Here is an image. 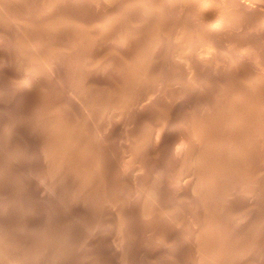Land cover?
<instances>
[{
	"label": "rangeland",
	"instance_id": "374dc122",
	"mask_svg": "<svg viewBox=\"0 0 264 264\" xmlns=\"http://www.w3.org/2000/svg\"><path fill=\"white\" fill-rule=\"evenodd\" d=\"M4 1H5V3H8L9 1H11L9 3L12 5H8V8H7L8 10H6V8H4L7 6V4L4 3ZM7 1L6 0H0V3H1L0 4V38H1L0 39V62H1L0 63V68H1L0 69V71H1L0 72V84H1L0 85V99H1V101H0V119H1L0 120V162L1 163L0 164H3L0 166V172H1L0 173V177H1L0 178V190H1L0 191L1 192L0 193V204H2V205H0V220H1L0 221V228L3 229V230L0 229V236H1L0 237V254H1L0 255V259H1L0 264H2V263L3 264H9L10 262H11L10 264H14V263L15 264H20V263L21 264L22 263L23 264H57V262L59 264H82V263L83 264H224V263L226 264L227 262L228 263L231 262V264H256V263L257 264H264V256H261V254L264 255V248L263 247L261 248V246H264V240H261L262 238L264 239V234H263L264 233V231H263L264 227L261 228L262 224L264 226V223H262L264 221V218H263L264 217V212H263V209H264V203H263L264 195L263 194L264 193H262V192H264V189H263L264 188V156H263L264 155V107H263L264 106V93H263V91H264V26L262 29V25H264V18H263V16H264V0H156V1L155 0H136L137 2L135 0H112V1L111 0L110 1L104 0V2H103V0H91V1L90 0H70V2L68 0H56V1L55 0H52V1H50V0H32V1L31 0H28V1L27 0L26 1L25 0H20V1L17 0L15 3H14L15 0H13V1L7 0ZM34 1H36V2H34ZM42 1H43V3H42ZM97 1H98V4H97ZM48 2H49V4H48ZM72 2H73V4H72ZM29 3H30L32 8L30 7ZM55 3H56V5H54ZM197 3L200 6L197 5ZM16 5H17V7H16ZM19 5H20V8H19ZM27 5H28V7H27ZM42 5L45 8H47V10L49 9L47 11V13L45 12L46 9ZM70 5H71V7H70ZM129 5H131L130 6L131 8H129ZM81 6L83 9L81 8ZM201 6L203 7V9ZM9 7H10V9H13V10L10 11ZM11 7H13V8H11ZM61 7H62V9H61ZM72 7H73V9H72ZM114 7H116V8H114ZM23 8L26 11L23 10ZM51 8H52V10H51ZM79 8H80V10H78ZM126 8H128L130 11ZM86 10H87V12H86ZM89 10H91V11H89ZM159 10H161L162 12ZM217 10H219V11H217ZM63 11L66 12V14ZM125 11H127V12H125ZM35 12H36V14H35ZM42 12L43 13L45 12V13L43 14ZM68 12H70V14ZM15 13L17 14V16ZM151 13H153L152 16H151ZM8 14H10V15H8ZM41 14H42V16H41ZM129 14H130V16H129ZM252 14H254V15H252ZM11 15H13V16H11ZM9 16H11V19ZM14 16H16V17H14ZM35 16H36V18H35ZM8 17H9V20H11L10 21L11 25L13 24V22H14V25H12V26L9 25L10 22L8 21ZM109 17H110V19H109ZM130 17H131V19H130ZM214 17H215V19H214ZM217 17H218V19H217ZM220 17H221V19H220ZM223 17H225V18L223 19ZM245 17L248 19H246ZM12 18H14V20H12ZM128 18L130 21L128 20ZM238 18H240V20ZM64 19H66V20H64ZM33 20H35V23L33 22ZM54 20H56V21H54ZM161 20H163V21H161ZM210 20H213V21H210ZM229 20L231 22L233 21V23L231 24V22ZM16 21H17V25L20 24V26L15 25ZM18 21H19V23H18ZM77 21L81 22V23H78ZM215 21L220 22L221 25H220V28L212 34L207 29H208L210 22H215ZM240 21L241 22L243 21V22L241 23ZM64 22H65V24H64ZM129 22L132 23V25H130ZM252 22H254V23H252ZM27 23H28V25H26ZM67 23H69V24H67ZM170 23H171V25H170ZM228 23L230 26L228 25ZM59 24H61V25H59ZM24 25L27 27H25ZM55 25H56V27H54ZM75 25H76V27H75ZM9 26L11 28L12 27L13 28L11 29ZM152 26H154V27H152ZM258 26H259V28H258ZM15 27H17V28H15ZM49 27H51V28H49ZM124 28H126V29H124ZM189 28H190V30H189ZM234 28H235V30H234ZM252 28H254V30H252ZM24 29H25V31H24ZM30 29L32 32L30 31ZM41 29H43V30H41ZM81 29H83V30H81ZM67 30H69V31H67ZM79 30H81V31H79ZM149 30H151V31L149 32ZM203 30L206 31L207 33L204 32ZM53 31L55 33L54 35H53ZM59 31H61V33H59ZM70 31H71V33H70ZM76 31H77V33H76ZM157 31L160 33V35ZM41 32H46V33L44 35V33H41ZM129 32H130V34H129ZM23 33H25V34H23ZM66 33H68V34H66ZM156 33H158V35ZM39 34L41 35V37L39 36ZM49 34L52 35L53 38ZM133 34H135V35H133ZM32 35H34V36H32ZM67 35H68V37H67ZM132 35H133V37H131ZM202 35H204V36H202ZM205 35H208V36H205ZM48 36H50V38ZM158 36H159V38H158ZM24 37L26 40L24 39ZM119 37H121V38L119 39ZM228 37H229V39H227ZM27 38H29L30 40ZM38 38H40L42 40H40ZM43 38H45V39H43ZM65 38H67L66 41L64 40ZM20 40L21 41L24 40V41H22V43H21ZM68 40H70V41H68ZM105 40H106V42H105ZM127 40H128V42H127ZM17 41H18V43H17ZM28 41H29V43H28ZM53 41L56 43H53ZM122 41H124V42L122 43ZM7 42H8V44H7ZM59 42H60V44H59ZM133 42H137L139 44H137V43L133 44ZM10 43L13 45H11ZM30 43L32 44L31 49L29 48V46L31 47ZM63 43H65V45ZM117 43H119V45ZM114 45H115V47H114ZM136 45H138L137 46L138 48L136 47ZM33 46H34V49H33ZM49 46L50 47L52 46V47L50 48ZM22 47H23V49H22ZM25 47H26V49H25ZM117 47L119 48L118 50H117ZM5 48H7V50ZM55 48H57V49H55ZM75 48H76V50H75ZM39 49H41V51ZM130 49H132L134 52ZM45 50H47V51H45ZM126 50H128V51H126ZM10 51H11V53H10ZM18 51H20V54ZM72 51H74V52L72 53ZM122 51H124V52H122ZM58 52L61 54H59ZM117 52L119 55L116 54ZM26 53H29V54L32 53V54H30V56L28 57L29 54H26ZM16 54H17V56H16ZM21 54L24 55L23 58L26 57V59L25 58L22 59ZM48 54L50 57L48 56ZM81 54H83L84 59H83V56ZM111 54H113V55H111ZM11 55H12V57H11ZM32 56L34 57V59ZM36 56H38L40 58H38ZM59 56H60V58L61 57L62 58L60 59ZM1 57H3V58H1ZM69 57H71L72 59ZM185 57H187V58H185ZM20 58H21V60H20ZM48 58L51 59V61H49ZM54 58H56V59H54ZM120 58H121V60H120ZM27 59H29V60H27ZM117 59H119V60H117ZM23 60H26V61H23ZM34 60H35V62H34ZM40 60H43V62ZM52 60H55V61L53 62ZM71 60H75V61H71ZM128 60H130V61H128ZM119 61H121V62H119ZM187 61H189L190 63H188ZM11 62H13V64H11ZM20 62L23 63V66H20L22 64H18ZM26 62H29V63L33 62V64L32 63L29 64ZM9 64H10V66H9ZM15 64H17V65H15ZM26 64H29V66ZM118 64H119V66H118ZM152 64H153V66H152ZM52 65H54V66H52ZM79 65L81 68L78 67ZM83 65H85V66H83ZM88 65H89V67H88ZM42 66H45V67L48 66L46 69L47 73L45 71V67L42 69ZM150 66H152L151 67L152 70L150 69ZM14 67H16V68H14ZM23 67L25 68V70H23L24 69ZM63 67L65 69L67 67L68 69L64 70ZM91 67H93V68H91ZM35 68H36V70H35ZM55 68L57 70L58 69L59 70L57 71V70H55ZM138 68H140V70ZM11 69L13 72L11 71ZM28 69H29V71L31 70L30 72L28 71L29 73L26 71ZM41 69H42V71H41ZM61 69H62V71H61ZM75 69H76V71H75ZM20 70H23L25 72L20 71ZM48 70H50L51 72L50 71L49 72L53 75H51L48 72ZM68 70L70 71L71 74L69 73ZM65 71L68 74V77L65 74ZM92 71H94V72H92ZM21 72L23 73L22 75H21ZM43 72L45 75L43 74ZM88 72L91 74H89ZM198 72H200V73H198ZM5 73H7V74L5 75ZM72 73H74V74H72ZM46 75H47V77H46ZM49 75H51V76H49ZM63 76L65 78V81H63V79H64ZM73 76H76V78L75 77L73 78ZM164 76H165V78H164ZM39 77L41 79H39ZM42 77L44 80L42 79ZM50 77L53 79H50ZM58 78H60V79L58 80ZM14 79H16L17 83H16V81H14ZM31 79L34 81H32ZM169 79H170V81H169ZM232 79L233 80L235 79L236 81L235 80L233 81ZM36 80L40 83V84L38 83L39 85L37 84ZM71 80H72V82H71ZM172 80L174 82H172ZM19 81H23V82H19ZM27 81H28V83H27ZM54 81H56V82H54ZM49 82H50V84H49ZM69 82L71 83V85H73V87L71 85H69L70 84ZM14 83H16V84H14ZM20 83H22V84H20ZM57 83H58V85H57ZM61 85H63L65 88ZM231 86L233 89L234 88L237 89L239 87L238 89H239V91L241 90L242 93L241 92L239 93L238 89L233 90L231 88ZM33 87H35V89ZM111 87H112V89H111ZM1 88L4 91L1 90ZM48 88H50V90ZM51 88H52V90H51ZM32 90H33V92H32ZM70 91L71 92L73 91V92L71 93ZM233 91L234 92L236 91V93H234ZM26 92H28V93H26ZM40 92H42V93L40 94ZM110 92L111 93L113 92V93L111 94ZM44 93H45V95H44ZM46 93H48V94L52 93V94L48 95ZM68 93H70L71 96ZM260 93H262V96ZM114 94H116V95H114ZM38 96L40 97L39 98L40 100L38 99ZM73 96H75V97L73 98ZM230 96H231V99L235 98V100H231ZM43 97H44V99H43ZM51 97L52 98L55 97L53 99L54 102L51 99ZM106 97H107V99H105ZM133 97H134V99H133ZM2 99H4V100H2ZM67 99H69V100L67 101ZM78 99H79V101H78ZM100 99L102 101H104V103ZM109 99H111V100L109 101ZM259 99H260V101H259ZM13 100H15V101H13ZM23 101H25V102H23ZM26 101H28V102H26ZM74 101H77V102L74 103ZM84 101H85V104H84ZM100 101H101V103H100ZM124 101H126V102H124ZM31 102H32V104H31ZM48 102H49V104H51V106L48 104ZM88 102L90 103V106H89ZM64 103H65V105H64ZM72 103L75 105H73ZM118 103H120V106ZM76 104H77V106H76ZM104 104H106V105H104ZM111 104L117 105L118 107L112 106ZM55 105H56V107H55ZM63 105L65 107L67 105V107L65 108ZM82 105H84V106L86 105L87 107L86 106L84 107ZM92 105H93V107H92ZM126 105H127V107H126ZM43 106L46 108H43ZM53 106H54V108H53ZM104 106H105V108H106V106L108 107V108H106L105 112H104ZM13 107H14V109H13ZM21 107H23V108H21ZM133 107H135V108H133ZM47 108L49 109L48 111H47ZM67 108H69V109L67 110ZM109 108H111V109H109ZM118 108H119V113H118V111H116ZM33 109H34L35 114L33 113ZM62 109H64V110H62ZM120 109H121V112H120ZM35 110H37V111L35 112ZM61 110H62V112H61ZM70 110H71V112H70ZM86 110H87V112H86ZM101 111H102V113H101ZM130 111H132V112H130ZM231 111L234 113V115ZM240 111H241V113H240ZM14 112L16 113V115ZM44 112H45V115H44ZM38 113H39V115H38ZM238 113H239V115H238ZM27 114H28V116H27ZM87 114H89V115L87 116ZM101 114H104L107 116H103ZM142 114H143V116H145V117L147 116V117L146 118L143 117ZM33 115H34V117H33ZM69 115L71 116V118ZM114 115L118 116V117H115ZM121 115H122V117H121ZM39 116H40V118L43 116L44 119H43V117L40 119ZM100 116L102 117V119ZM140 116L143 117L145 120L143 118H141ZM241 116L244 118L242 119ZM15 117H16V119H15ZM28 117H30V119H27ZM58 117L60 119L62 118L63 120H60ZM108 117H110V118H108ZM138 117H140V118H138ZM154 117H155V119H153ZM3 118H5V119H3ZM25 118H26V120H25ZM64 118H65V120H64ZM104 118H106V119H104ZM112 118L114 121L112 120ZM117 118H119L121 120H119ZM233 118H236V119H233ZM237 118H239V119L237 120ZM115 119H117L119 121H117ZM2 120H3V122H2ZM28 120H31V121H28ZM54 120L58 121L59 124ZM82 120H84V121H82ZM154 120H156L155 123H154ZM26 121L29 123L31 122L30 123L31 125H29V123H27ZM52 121H54V122H52ZM141 121L143 124L141 123ZM9 122H10V124H9ZM37 122H38V125H37ZM60 122H61V124L64 123V125L61 126ZM116 122L118 123V125L116 124ZM39 123L41 124L40 125L41 127H39ZM53 123H57L56 126ZM45 124H47V125H45ZM50 124H51V126H50ZM115 124H116V126H115ZM128 124H130V125H128ZM57 125H58V127H57ZM32 126L33 127L35 126V127L33 128ZM64 126H66V127H64ZM130 126H132L131 127L132 129L130 128ZM141 126L144 127V130ZM156 126H159V127H156ZM172 126L174 128H171ZM1 127H2V129H4V131L6 129L7 130L5 132H3ZM43 127H44L45 131H44ZM55 127L57 128L56 130L54 129ZM99 127L100 128L102 127L101 128L102 130ZM106 127H107V129H106ZM145 127L146 128L148 127V128L146 129ZM167 127L168 128L170 127V128L168 129ZM50 128H51V130H50ZM58 128L60 131H58ZM91 128H93V129H91ZM94 128H96V129H94ZM150 128H151V131L148 130ZM52 129H53V131H52ZM62 129H64V130H62ZM232 129H234V130H232ZM38 130H40L41 133ZM107 130H108V132H107ZM56 131H57V133H56ZM14 132L16 135L14 134ZM131 132H133V133H131ZM140 132L141 133L144 132V133L141 134ZM59 133H61L62 135ZM134 133H135V135H134ZM152 133H154V134L152 135ZM157 133H159V134L156 135ZM233 133L234 134L236 133L235 134L236 137L234 136ZM242 133H243V135H242ZM94 134H95V136H94ZM126 134H128V135H126ZM248 134H249V137H248ZM56 135H58L59 138L64 136V138L62 137V138H60V140H58V136H56ZM67 135H69V136H67ZM151 135H152V138H151ZM39 136H40V138H39ZM129 136L131 139L129 138ZM237 136H238V138H237ZM68 137H70V138H68ZM132 137H133V139H132ZM157 137L158 138L160 137V139H158ZM17 139H18V142H17ZM42 139H44V140H42ZM140 139H142V143L144 142L143 145L141 144ZM53 140H55V141H53ZM56 140H58V141H56ZM70 140H72V141H70ZM110 140H112V141H110ZM133 140H135V141L132 143ZM146 140L150 143H148ZM237 140L238 141L240 140V141L238 142ZM232 141H233V144H232ZM49 142H51V144L53 142L54 143L52 145H50ZM108 142H109V144H108ZM151 142H152V145H150ZM153 142H154V144H153ZM156 142H157V144H156ZM240 142L243 144H240ZM2 143L5 146H3ZM73 143H75V144H73ZM93 143H95V145H93ZM96 143H98V144H96ZM14 144L17 146H15ZM58 145H59V147H58ZM141 145H142V147H141ZM154 145H156V147ZM133 146L136 148V150ZM145 146H147V147H145ZM234 146H236V147L233 148ZM244 146H245V148H244ZM137 147L140 149L139 150L140 152L138 151ZM78 148H79V150H78ZM90 148H92L93 150ZM61 149L63 151L62 154L64 153L63 155L60 152ZM2 150H5V151H2ZM9 150H10V152H9ZM29 150H31V151H29ZM50 150H51V153H50ZM54 150L57 151V153ZM82 150H85V151H83V153H82ZM44 151H46V152H44ZM79 151H80V153H78ZM91 151H93V152H91ZM6 152L8 154H6ZM1 153H2V156H1ZM53 153L56 155L58 154V155L56 156ZM136 153H138V155ZM36 154H37V156H36ZM91 154H93V155H91ZM100 154L102 156L99 158ZM50 155L51 156L53 155V156L51 157ZM61 155H62V158H61ZM83 155H85V156H83ZM87 155H89V157ZM104 155H105V157H104ZM246 155H247V158H246ZM249 155H250V158L248 157ZM260 155L263 156V158ZM80 156H82L83 158ZM146 156H147V158H146ZM114 157H115V159H114ZM134 157H135V159H134ZM10 158L12 161H10ZM142 158L144 160L148 159L147 161H144V162H146V164H143L144 162L142 163V160H143ZM149 158L152 161H150ZM242 158L244 161L242 160ZM2 159H4V160H2ZM73 159H75V160L73 161ZM99 159L102 160L103 162L100 161ZM153 159H154V161H153ZM262 159H263V161H262ZM1 160L4 162H2ZM21 160L23 161V163ZM62 160H64V161H62ZM235 160H237V161H235ZM256 160H258V161L256 162ZM16 161H18V162H16ZM65 161L68 162L67 163L68 165L66 164ZM107 161H108V163H107ZM111 161H113V162L111 163ZM136 161H138V162H136ZM250 161H252V162H250ZM87 162H89V163H87ZM244 162H248L250 164L248 165V163H246V165H245ZM95 163H96V165H100V167L97 166V168H96ZM136 163L138 165H134ZM254 163H255V165H254ZM256 163H258V164L261 163V165L256 166ZM21 164H22V166H21ZM102 164H103V166H102ZM56 165H57V167H56ZM238 165H239V168H238ZM252 166H256L257 168L252 167ZM44 167H46V168H44ZM87 167L89 169H87ZM148 167H149V169H148ZM151 167H153V168H151ZM240 167H241V169H240ZM250 167H252V169ZM57 168H59V170ZM100 168L102 169L101 172H100ZM245 168H247V169H245ZM255 168L257 169V171ZM44 169H46V171ZM81 169H82V171H81ZM98 169H99V171H97ZM248 169H250L251 171ZM254 169H255V173L252 174V172H254ZM92 170H93V172H91ZM258 170L261 173V175H259L260 173L258 172ZM47 171H49V172H47ZM248 171H249V173H248ZM245 172H246V174H245ZM106 173H107V175H106ZM256 173H257V175H256ZM18 174L20 175V177ZM29 174H30V177H29ZM92 174L94 176L99 175L100 181L98 180V176H96V178H95ZM54 175L56 177L55 179L56 180L58 179L57 181L54 179ZM73 176H74V178L75 177L76 178L74 179ZM236 176H238V177H236ZM43 177H45V178H43ZM258 177L261 180H259ZM252 178H254V179H252ZM105 179H107V181ZM44 180H45V182H44ZM252 180H255V181L257 180V181L255 182ZM53 181H55V184ZM92 181H93V183H92ZM235 181L238 184H236ZM39 182L40 183L42 182V184H40ZM233 182H234V184H233ZM242 182L244 184H246L247 186L243 185ZM250 182L254 185H252ZM90 183H92V186H90L91 185ZM5 184H6V186H5ZM12 184L14 186H12ZM27 184H28V186H27ZM84 184H85V186H84ZM2 185L4 186V188ZM29 186H30V188H29ZM82 186H84V187L81 188ZM99 186H101V187L99 188ZM235 186L238 189H236V188L234 189ZM239 186H241V187H239ZM242 186H243V188H242ZM252 186H254L255 188ZM256 186H257V188H256ZM6 187H7V189H6ZM231 187H233V188L231 189ZM244 187H246V189H244ZM248 187L249 188L251 187V188L249 189ZM125 188H127V189H125ZM239 188H240V190H239ZM259 188H261V189H259ZM49 189H51V190H49ZM94 189H96V190H94ZM98 189L101 191L99 192ZM102 189H104V190L106 189L105 190L106 193L104 191H102ZM252 189H254V190H252ZM256 189H257V192H256ZM27 190H28V192H27ZM37 190L38 191L40 190V191L38 192ZM64 190H66V191H64ZM93 190L96 191V193ZM231 190L234 192V194ZM238 190L241 191V193ZM247 190L248 191L250 190L254 193H252L250 191L248 192ZM41 191L44 193L42 194ZM235 191L238 193H236ZM260 191H261V193H260ZM97 192L99 194H97ZM28 193H30V194H28ZM100 193H101V195H100ZM16 194H17V196H16ZM18 194H19V196H18ZM52 194H53V196H52ZM95 194L100 200L95 196ZM1 195L4 196L5 199ZM64 195H65V198H64ZM80 195H82V196H80ZM102 195H104L103 198H102ZM249 195H250V197H248ZM41 197H42V199H41ZM47 197H49V198H47ZM77 197H79V198H77ZM105 197H107V198H105ZM242 197H244V198H242ZM12 198H13V200H12ZM17 198H18V200H17ZM26 198H28V200ZM29 198L31 199V201H29L30 200ZM55 198H56V200H55ZM101 198H102V200H101ZM245 198H247V199H245ZM1 199H2V201H1ZM73 199H75V200H73ZM103 199L105 202L103 201ZM234 199H236V200H234ZM238 199H240V200H238ZM41 200L43 202H40ZM106 200L109 202H106ZM252 200H255L256 203ZM258 201H259V203H258ZM7 202H9L10 204L9 203L7 204ZM21 202H22V205L20 206ZM33 202H35L36 204ZM79 202H80V204H79ZM87 202H89V203H87ZM252 202H254L255 204ZM73 203L75 205V208H74ZM161 204H163V205H161ZM234 205H235V207H234ZM248 205H250V206H248ZM254 205H255L257 211L255 210ZM96 206H97V208H96ZM99 206L101 207V209ZM10 207H11V209H10ZM15 207L16 208L18 207V209H16ZM8 208L10 209V211H8L9 210ZM90 208L92 209V211H90L91 210ZM246 208L248 210H246ZM15 210L16 211L18 210V212H16ZM240 210H241V212H240ZM261 210L263 213L261 212ZM99 212L100 213L102 212L101 213L102 215L99 214ZM230 212H232V213H230ZM5 213L6 214L8 213L7 216H5ZM92 213H93V215H92ZM1 214L3 216H1ZM124 214H126V215H124ZM237 214H238V217H237ZM247 214L248 215L250 214L249 216L251 218ZM252 214H254V215H252ZM24 216H25V219H23ZM29 216H32V217H29ZM73 216H75V217H73ZM106 216H108V217H106ZM8 217H10V219ZM72 217H73V219H72ZM234 217L236 219L237 218L238 219L236 220ZM4 218H7V219H4ZM28 218H29V220H28ZM242 218H244V219H242ZM245 218H247V219H245ZM8 219L10 220V222ZM239 219H240V221H239ZM254 220H255V222H254ZM77 221L80 223H78ZM165 221L168 224V226H167V224L164 223ZM241 221H243V222H241ZM249 221L254 223V224L250 223ZM257 221H261V222H258L259 223L258 224ZM89 222L90 223L92 222V223L90 224ZM108 222H110V224ZM255 223H257V224H255ZM17 224L20 226H17V229H16L15 226ZM22 224H24V225H22ZM232 224H234V225H232ZM40 225H42V227ZM43 225H44V227H43ZM77 225H79V226H77ZM158 225H160V226H158ZM251 225L256 226V227H254L255 229L252 228ZM257 225H258V232L260 230L259 233H261L260 235L257 234L258 233L257 232ZM97 226H98V228H97ZM153 226H154V228H153ZM157 226L159 227L158 229H157ZM8 227H10V228L8 229ZM61 228H63V229H61ZM241 228H245V229H241ZM249 228H250V230H249ZM259 228H261V229H259ZM30 229H31V231H30ZM59 229H60V232H59ZM231 229L234 231H230ZM57 230L59 233L57 232ZM93 230H94V232H93ZM160 230H163V231H161L162 233L159 232ZM247 230H249V231H247ZM252 230H255V232ZM43 231H44V233H43ZM73 231H75V233ZM79 232H81V233H79ZM84 232L86 233L87 236L84 234ZM26 233H27V235H26ZM54 233L58 234V235H55ZM252 233H256L259 237L255 234L256 237L252 238L251 236H255ZM7 234L10 235L11 238ZM15 234H16V236H14ZM242 234H244V235H242ZM12 235L14 237H12ZM30 235H32L33 237ZM249 235H251V236H249ZM47 236H49V237H47ZM53 236L55 237L56 240L54 239ZM18 237L22 240H20ZM23 237H25V238H23ZM34 237H36V239ZM80 237H82V238H80ZM85 237H87V238H85ZM91 237H93V238L90 239ZM96 237H98V238H96ZM61 238L64 240H62ZM237 238H238V240H237ZM248 238L252 239V240H249ZM8 239L11 240V241L9 240V243H8ZM14 239H15V241H14ZM84 239L87 241H85ZM68 240L70 241V244H69ZM230 240H232V241H230ZM236 240H237V242H236ZM243 240H244V242H242ZM21 241H23V242H21ZM53 241H54V243H52ZM239 241L242 243V245H240ZM251 241L255 242V243H252ZM77 242H78V244H77ZM245 242L247 243L248 246H250V249H249L250 253L248 252L249 247L246 245ZM250 242L252 243L251 244L252 246L250 245ZM25 243H26V245H25ZM61 243L64 245H62ZM71 243H73V244H71ZM244 243H245V245H244ZM9 244H11V245H9ZM20 244L22 245L23 248L21 247ZM67 245H68V248H67ZM79 245H81V247ZM93 245H94V247H93ZM239 245L241 247H239ZM24 246H25V248H24ZM12 247L15 250L12 249ZM61 247H66V248L61 249ZM211 247L213 250L211 249ZM235 247H237V248L234 249ZM8 248H9V250H8ZM26 248H27V250H26ZM30 248H32V249H30ZM54 248H55V250H54ZM59 248L62 251L61 255H60L61 251L57 250ZM90 248H91V250H90ZM240 248H242V249H240ZM65 249L66 250L68 249V251H70V252H68V251L65 252ZM245 249H247V250H245ZM25 250H26L27 254L25 253ZM73 250H74V252H73ZM96 250H98V252ZM210 250H212V251H210ZM217 250H218V252H220V251L221 252L218 253ZM225 250H227L228 252H226ZM232 250H237L238 252H239V250L241 252L243 250H245V251H243V253L240 252L241 255L243 254L242 256L240 255V253H237L241 257L240 258L238 255H235L236 254L235 251L232 252ZM258 250H259V252H257ZM3 251H4V254H3ZM23 252H24V254H23ZM50 252H52V254H50ZM57 252H58V254H57ZM92 252H93V254H92ZM95 252H97V253H95ZM229 252L230 253L232 252L233 257L231 255H229L230 254ZM244 252H247L249 255L246 253L244 256ZM261 252H263V253H261ZM67 253L69 255H67ZM90 253L92 256H90ZM217 253L220 254V256L223 258L218 256ZM212 254H214V255H212ZM7 255H8V257H7ZM247 255H248V257L250 256L249 259H248ZM257 255H259V256H257ZM30 256H31V258H30ZM51 256H53V257H51ZM69 256L72 258H70ZM83 256H85V257H83ZM9 257L11 259H9ZM65 257H66V259H65ZM236 257H239L240 259H242V262H240L241 261L240 259L238 261V258H236ZM21 258H22V260H21ZM57 258H59V259H57ZM216 258H218L219 261ZM226 258H228V259L226 260ZM254 258L255 259L257 258V260H255V262H254ZM52 259H54V260H52ZM223 259H225L226 262L225 261L223 262ZM258 259H261L260 263H259ZM5 260L7 263H5ZM220 260H222V261H220ZM244 261H249V262L246 263ZM25 262H27V263H25Z\"/></svg>",
	"mask_w": 264,
	"mask_h": 264
},
{
	"label": "bare ground",
	"instance_id": "6f19581e",
	"mask_svg": "<svg viewBox=\"0 0 264 264\" xmlns=\"http://www.w3.org/2000/svg\"><path fill=\"white\" fill-rule=\"evenodd\" d=\"M6 1H7V0H6ZM12 1H13V0H12ZM16 1H17V0H15L14 3H15ZM19 1H20V0H19ZM25 1H26V0H25ZM25 1H24V2H25ZM27 1H28V0H27ZM31 1H32V0H31ZM50 1H52V0H50ZM55 1H56V0H55ZM68 1L70 2V0H68ZM90 1H91V0H90ZM109 1H110V0H109ZM111 1H112V0H111ZM135 1H136V0H135ZM155 1H156V0H155ZM7 2H8V1H7ZM9 2H11V1H9ZM9 2H8V3H9ZM24 2H23V3H24ZM34 2H36V1H34ZM39 2H40V1H39ZM61 2H62V1H61ZM69 2H68V3H69ZM103 2H104V0H103ZM121 2H122V1H121ZM125 2H126V1H125ZM129 2H130V1H129ZM129 2H128V3H129ZM136 2H137V1H136ZM136 2H135V3H136ZM142 2H143V1H142ZM4 3H5V1H4ZM4 3H3V4H4ZM8 3H5V4H7V6L4 7V8H6V10H8V9H7V8H8V5H12V4H10V3L8 4ZM42 3H43V1H42ZM51 3H52V2H51ZM53 3H54V2H53ZM65 3H66V2H65ZM74 3H75V2H74ZM93 3H94V2H93ZM100 3H101V2H100ZM122 3H123V2H122ZM128 3H127V4H128ZM138 3H139V2H138ZM157 3H158V2H157ZM0 4H1V3H0ZM37 4H38V3H37ZM48 4H49V2H48ZM58 4H59V3H58ZM63 4H64V3H63ZM72 4H73V2H72ZM78 4H79V3H78ZM89 4H90V3H89ZM97 4H98V1H97ZM114 4H115V3H114ZM117 4H118V3H117ZM136 4H137V3H136ZM23 5H24V4H23ZM25 5H26V4H25ZM29 5H30V3H29ZM50 5H51V4H50ZM54 5H56V3H55ZM131 5H132V4H131ZM131 5H129V8H131V7H130ZM140 5H141V4H140ZM185 5H186V4H185ZM194 5H195V4H194ZM197 5H199V4L197 3ZM4 6H5V5H4ZM21 6H22V5H21ZM42 6H43V5H42ZM59 6H60V5H59ZM65 6H66V5H65ZM67 6H68V5H67ZM75 6H76V5H75ZM115 6H116V5H115ZM124 6H125V5H124ZM127 6H128V5H127ZM133 6H134V5H133ZM149 6H150V5H149ZM195 6H196V5H195ZM199 6H200V5H199ZM16 7H17V5H16ZM27 7H28V5H27ZM30 7H31V5H30ZM30 7H29V8H30ZM35 7H36V6H35ZM43 7H44V6H43ZM48 7H49V6H48ZM52 7H53V6H52ZM70 7H71V5H70ZM94 7H95V6H94ZM117 7H118V6H117ZM201 7H202V6H201ZM11 8H13V7H11ZM19 8H20V5H19ZM29 8H28V9H29ZM31 8H32V7H31ZM31 8H30V9H31ZM36 8H37V7H36ZM36 8H35V9H36ZM44 8H45V7H44ZM57 8H58V7H57ZM74 8H75V7H74ZM81 8H82V6H81ZM88 8H89V7H88ZM88 8H87V9H88ZM114 8H116V7H114ZM134 8H135V7H134ZM186 8H187V7H186ZM9 9H10V7H9ZM21 9H22V8H21ZM42 9H43V8H42ZM45 9H46L45 12L47 13V11H48L49 9H48V10H47V8H45ZM53 9H54V8H53ZM59 9H60V8H59ZM61 9H62V7H61ZM72 9H73V7H72ZM72 9H71V10H72ZM82 9H83V8H82ZM126 9H128V8H126ZM159 9H160V8H159ZM161 9H162V8H161ZM179 9H180V8H179ZM194 9H195V8H194ZM202 9H203V7H202ZM4 10H5V9H4ZM11 10H13V9H10V11H11ZM23 10H25V9L23 8ZM51 10H52V8H51ZM69 10H70V9H69ZM74 10H75V9H74ZM78 10H80V8H79ZM95 10H96V9H95ZM128 10H129V9H128ZM164 10H165V9H164ZM177 10H178V9H177ZM10 11H9V12H10ZM18 11H19V10H18ZM21 11H22V10H21ZM25 11H26V10H25ZM28 11H29V10H28ZM28 11H27V12H28ZM34 11H35V10H34ZM58 11H59V10H58ZM64 11H65V10H64ZM64 11H63V12H64ZM89 11H91V10H89ZM112 11H113V10H112ZM114 11H115V10H114ZM129 11H130V10H129ZM131 11H132V10H131ZM153 11H154V10H153ZM159 11H161V10H159ZM180 11H181V10H180ZM217 11H219V10H217ZM4 12H5V11H4ZM4 12H3V13H4ZM27 12H26V13H27ZM31 12H32V11H31ZM45 12H44V13H45ZM72 12H73V11H72ZM83 12H84V11H83ZM86 12H87V10H86ZM125 12H127V11H125ZM161 12H162V11H161ZM161 12H160V13H161ZM178 12H179V11H178ZM221 12H222V11H221ZM5 13H6V12H5ZM5 13H4V14H5ZM10 13H11V12H10ZM12 13H13V12H12ZM39 13H40V12H39ZM42 13H43V12H42ZM44 13H43V14H44ZM60 13H61V12H60ZM64 13L66 14V12H64ZM68 13L70 14V12H68ZM79 13H80V12H79ZM79 13H78V14H79ZM111 13H112V12H111ZM15 14H16V13H15ZM15 14H14V15H15ZM24 14H25V13H24ZM32 14H33V13H32ZM35 14H36V12H35ZM71 14H72V13H71ZM84 14H85V13H84ZM101 14H102V13H101ZM113 14H114V13H113ZM136 14H137V13H136ZM152 14H153V13H151V16H152ZM215 14H216V13H215ZM258 14H259V13H258ZM8 15H10V14H8ZM38 15H39V14H38ZM51 15H52V14H51ZM67 15H68V14H67ZM85 15H86V14H85ZM127 15H128V14H127ZM149 15H150V14H149ZM157 15H158V14H157ZM247 15H248V14H247ZM252 15H254V14H252ZM261 15H262V14H261ZM2 16H3V15H2ZM11 16H13V15H11ZM11 16H9L10 19H11ZM16 16H17V14H16ZM16 16H14V17H16ZM20 16H21V15H20ZM24 16H25V15H24ZM31 16H32V15H31ZM41 16H42V14H41ZM49 16H50V15H49ZM82 16H83V15H82ZM113 16H114V15H113ZM122 16H123V15H122ZM129 16H130V14H129ZM217 16H218V15H217ZM9 17H8V21L10 22L11 20H9ZM26 17H27V16H26ZM28 17H29V16H28ZM38 17H39V16H38ZM38 17H37V18H38ZM62 17H63V16H62ZM65 17H66V16H65ZM74 17H75V16H74ZM88 17H89V16H88ZM127 17H128V16H127ZM127 17H126V18H127ZM136 17H137V16H136ZM158 17H159V16H158ZM165 17H166V16H165ZM165 17H164V18H165ZM225 17H226V16H225ZM225 17H223V19H224ZM258 17H259V16H258ZM5 18H6V17H5ZM24 18H25V17H24ZM29 18H30V17H29ZM35 18H36V16H35ZM44 18H45V17H44ZM56 18H57V17H56ZM86 18H87V17H86ZM99 18H100V17H99ZM134 18H135V17H134ZM161 18H162V17H161ZM164 18H163V19H164ZM167 18H168V17H167ZM210 18H211V17H210ZM226 18H227V17H226ZM245 18H246V17H245ZM250 18H251V17H250ZM261 18H262V17H261ZM263 18H264V16H263ZM15 19H16V18H15ZM32 19H33V18H32ZM79 19H80V18H79ZM109 19H110V17H109ZM120 19H121V18H120ZM130 19H131V17H130ZM170 19H171V18H170ZM214 19H215V17H214ZM214 19H213V20H214ZM217 19H218V17H217ZM220 19H221V17H220ZM220 19H219V20H220ZM223 19H222V20H223ZM238 19L240 20V18H238ZM246 19H248V18H246ZM246 19H245V20H246ZM12 20H14V18H12ZM20 20H21V19H20ZM20 20H19V21H20ZM49 20H50V19H49ZM56 20H57V19H56ZM56 20H54V21H56ZM61 20H62V19H61ZM64 20H66V19H64ZM69 20H70V19H69ZM95 20H96V19H95ZM97 20H98V19H97ZM128 20H129V18H128ZM134 20H135V19H134ZM156 20H157V19H156ZM213 20H210V21H213ZM249 20H250V19H249ZM8 21H7V22H8ZM19 21H18V23H19ZM45 21H46V20H45ZM47 21H48V20H47ZM129 21H130V20H129ZM161 21H163V20H161ZM161 21H160V22H161ZM220 21H221V20H220ZM229 21H230V20H229ZM234 21H235V20H234ZM24 22H25V21H24ZM33 22L35 23V20H33ZM38 22H39V21H38ZM38 22H37V23H38ZM60 22H61V21H60ZM66 22H67V21H66ZM77 22H78V21H77ZM102 22H103V21H102ZM102 22H101V23H102ZM120 22H121V21H120ZM126 22H127V21H126ZM136 22H137V21H136ZM152 22H153V21H152ZM155 22H156V21H155ZM230 22H231V21H230ZM240 22H241V21H240ZM242 22H243V21H242ZM242 22H241V23H242ZM15 23H16L15 25H17V21H16ZM25 23H26V22H25ZM42 23H43V22H42ZM44 23H45V22H44ZM50 23H51V22H50ZM52 23H53V22H52ZM58 23H59V22H58ZM69 23H70V22H69ZM69 23H67V24H69ZM78 23H81V22H78ZM123 23H124V22H123ZM129 23H130V22H129ZM143 23H144V22H143ZM157 23H158V22H157ZM157 23H156V24H157ZM172 23H173V22H172ZM226 23H227V22H226ZM232 23H233V21L231 22V24H232ZM241 23H240V24H241ZM246 23H247V22H246ZM252 23H254V22H252ZM46 24H47V23H46ZM56 24H57V23H56ZM64 24H65V22H64ZM64 24H63V25H64ZM147 24H148V23H147ZM153 24H154V23H153ZM153 24H152V25H153ZM156 24H155V25H156ZM235 24H236V23H235ZM248 24H249V23H248ZM262 24H263V23H262ZM9 25H11V22L9 23ZM12 25H14V22H13ZM12 25H11V26H12ZM26 25H28V23H27ZM50 25H51V24H50ZM50 25H49V26H50ZM53 25H54V24H53ZM59 25H61V24H59ZM88 25H89V24H88ZM103 25H104V24H103ZM130 25H132V23H130ZM165 25H166V24H165ZM170 25H171V23H170ZM220 25H221V23L218 22V21H217V22H216V21H215V22H210V24H209L207 30H208L210 33L213 34L214 32H216V31L220 28ZM228 25H229V23H228ZM254 25H255V24H254ZM3 26H4V25H3ZM5 26H6V25H5ZM17 26H20V24L17 25ZM21 26H22V25H21ZM24 26H25V25H24ZM32 26H33V25H32ZM38 26H39V25H38ZM69 26H70V25H69ZM99 26H100V25H99ZM115 26H116V25H115ZM150 26H151V25H150ZM168 26H169V25H168ZM222 26H223V25H222ZM226 26H227V25H226ZM229 26H230V25H229ZM259 26H260V25H259ZM259 26H258V28H259ZM263 26H264V25H262V29H263ZM9 27H10V26H9ZM25 27H27V26H25ZM28 27H29V26H28ZM54 27H56V25H55ZM62 27H63V26H62ZM64 27H65V26H64ZM70 27H71V26H70ZM72 27H73V26H72ZM75 27H76V25H75ZM91 27H92V26H91ZM152 27H154V26H152ZM155 27H156V26H155ZM171 27H172V26H171ZM205 27H206V26H205ZM231 27H232V26H231ZM254 27H255V26H254ZM5 28H6V27H5ZM10 28H11V27H10ZM12 28H13V27H12ZM12 28H11V29H12ZM15 28H17V27H15ZM30 28H31V27H30ZM33 28H34V27H33ZM41 28H42V27H41ZM49 28H51V27H49ZM68 28H69V27H68ZM83 28H84V27H83ZM130 28H131V27H130ZM137 28H138V27H137ZM224 28H225V27H224ZM229 28H230V27H229ZM232 28H233V27H232ZM232 28H231V29H232ZM8 29H9V28H8ZM18 29H19V28H18ZM38 29H39V28H38ZM45 29H46V28H45ZM79 29H80V28H79ZM119 29H120V28H119ZM124 29H126V28H124ZM134 29H135V28H134ZM134 29H133V30H134ZM168 29H169V28H168ZM36 30H37V29H36ZM41 30H43V29H41ZM51 30H52V29H51ZM63 30H64V29H63ZM65 30H66V29H65ZM72 30H73V29H72ZM81 30H83V29H81ZM81 30H79V31H81ZM93 30H94V29H93ZM93 30H92V31H93ZM139 30H140V29H139ZM189 30H190V28H189ZM234 30H235V28H234ZM252 30H254V28H252ZM258 30H259V29H258ZM17 31H18V30H17ZM24 31H25V29H24ZM30 31H31V29H30ZM33 31H34V30H33ZM47 31H48V30H47ZM57 31H58V30H57ZM67 31H69V30H67ZM77 31H78V30H77ZM77 31H76V33H77ZM104 31H105V30H104ZM136 31H137V30H136ZM150 31H151V30H149V32H150ZM171 31H172V30H171ZM203 31H204V30H203ZM203 31H202V32H203ZM232 31H233V30H232ZM4 32H5V31H4ZM7 32H8V31H7ZM31 32H32V31H31ZM72 32H73V31H72ZM121 32H122V31H121ZM134 32H135V31H134ZM134 32H133V33H134ZM143 32H144V31H143ZM157 32H158V31H157ZM164 32H165V31H164ZM173 32H174V31H173ZM204 32H206V31H204ZM259 32H260V31H259ZM41 33H44V35H45L46 32H41ZM59 33H61V31H59ZM59 33H58V34H59ZM70 33H71V31H70ZM70 33H69V34H70ZM76 33H75V34H76ZM99 33H100V32H99ZM131 33H132V32H131ZM136 33H137V32H136ZM153 33H154V32H153ZM158 33H159V32H158ZM158 33H156V34L158 35ZM206 33H207V32H206ZM206 33H205V34H206ZM218 33H219V32H218ZM23 34H25V33H23ZM50 34H51V33H50ZM50 34H49V35H50ZM54 34H55V33H54V31H53V35H54ZM66 34H68V33H66ZM129 34H130V32H129ZM129 34H128V35H129ZM147 34H148V33H147ZM151 34H152V33H151ZM208 34H209V33H208ZM215 34H216V33H215ZM4 35H5V34H4ZM8 35H9V34H8ZM12 35H13V34H12ZM19 35H20V34H19ZM35 35H36V34H35ZM62 35H63V34H62ZM100 35H101V34H100ZM106 35H107V34H106ZM110 35H111V34H110ZM115 35H116V34H115ZM133 35H135V34H133ZM133 35H132L131 37H133ZM136 35H137V34H136ZM142 35H143V34H142ZM145 35H146V34H145ZM157 35H156V36H157ZM159 35H160V33H159ZM163 35H164V34H163ZM22 36H23V35H22ZM22 36H21V37H22ZM25 36H26V35H25ZM28 36H29V35H28ZM32 36H34V35H32ZM39 36L41 37L40 34H39ZM50 36L52 37V35H50ZM50 36H48V37L50 38ZM69 36H70V35H69ZM78 36H79V35H78ZM81 36H82V35H81ZM116 36H117V35H116ZM120 36H121V35H120ZM149 36H150V35H149ZM154 36H155V35H154ZM202 36H204V35H202ZM205 36H208V35H205ZM35 37H36V36H35ZM46 37H47V36H46ZM54 37H55V36H54ZM67 37H68V35H67ZM75 37H76V36H75ZM79 37H80V36H79ZM107 37H108V36H107ZM122 37H123V36H122ZM134 37H135V36H134ZM142 37H143V36H142ZM145 37H146V36H145ZM36 38H37V37H36ZM52 38H53V37H52ZM70 38H71V37H70ZM117 38H118V37H117ZM120 38H121V37H119V39H120ZM129 38H130V37H129ZM158 38H159V36H158ZM0 39H1V38H0ZM2 39H3V38H2ZM11 39H12V38H11ZM19 39H20V38H19ZM24 39H25V37H24ZM27 39H29V38H27ZM38 39H40V38H38ZM38 39H37V40H38ZM43 39H45V38H43ZM119 39H118V40H119ZM123 39H124V38H123ZM126 39H127V38H126ZM126 39H125V40H126ZM169 39H170V38H169ZM227 39H229V37H228ZM3 40H4V39H3ZM25 40H26V39H25ZM29 40H30V39H29ZM31 40H32V39H31ZM34 40H35V39H34ZM40 40H42V39H40ZM55 40H56V39H55ZM60 40H61V39H60ZM64 40L66 41L67 38H65ZM70 40H71V39H70ZM70 40H68V41H70ZM125 40H124V41H125ZM224 40H225V39H224ZM15 41H16V40H15ZM20 41H21V40H20ZM22 41H24V40H22ZM22 41H21V43H22ZM38 41H39V40H38ZM61 41H62V40H61ZM85 41H86V40H85ZM115 41H116V40H115ZM124 41H122V43H123ZM162 41H163V40H162ZM215 41H216V40H215ZM218 41H219V40H218ZM222 41H223V40H222ZM222 41H221V42H222ZM3 42H4V41H3ZM39 42H40V41H39ZM48 42H49V41H48ZM51 42H52V41H51ZM105 42H106V40H105ZM127 42H128V40H127ZM166 42H167V41H166ZM224 42H225V41H224ZM12 43H13V42H12ZM17 43H18V41H17ZM28 43H29V41H28ZM31 43H32V42H31ZM31 43H30V44H31ZM53 43H56V42L53 41ZM72 43H73V42H72ZM111 43H112V42H111ZM131 43H132V42H131ZM134 43H137V42H133V44H134ZM163 43H164V42H163ZM7 44H8V42H7ZM10 44H11V43H10ZM19 44H20V43H19ZM30 44H29V45H30ZM59 44H60V42H59ZM63 44L65 45V43H63ZM67 44H68V43H67ZM76 44H77V43H76ZM99 44H100V43H99ZM106 44H107V43H106ZM115 44H116V43H115ZM117 44L119 45V43H117ZM137 44H139V43H137ZM11 45H13V44H11ZM51 45H52V44H51ZM61 45H62V44H61ZM64 45H63V46H64ZM72 45H73V44H72ZM77 45H78V44H77ZM219 45H220V44H219ZM23 46H24V45H23ZM26 46H27V45H26ZM38 46H39V45H38ZM40 46H41V45H40ZM52 46H53V45H52ZM52 46H51V47H52ZM56 46H57V45H56ZM66 46H67V45H66ZM116 46H117V45H116ZM137 46H138V45H136V47H137ZM15 47H16V46H15ZM49 47H50V46H49ZM51 47H50V48H51ZM58 47H59V46H58ZM58 47H57V48H58ZM70 47H71V46H70ZM73 47H74V46H73ZM73 47H72V48H73ZM75 47H76V46H75ZM114 47H115V45H114ZM124 47H125V46H124ZM127 47H128V46H127ZM130 47H131V46H130ZM136 47H135V48H136ZM10 48H11V47H10ZM29 48H30V49L32 48V44H31V47L29 46ZM35 48H36V47H35ZM42 48H43V47H42ZM57 48H55V49H57ZM80 48H81V47H80ZM137 48H138V47H137ZM5 49L7 50V48H5ZM8 49H9V48H8ZM12 49H13V48H12ZM14 49H15V48H14ZM19 49H20V48H19ZM22 49H23V47H22ZM25 49H26V47H25ZM25 49H24V50H25ZM33 49H34V46H33ZM36 49H37V48H36ZM36 49H35V50H36ZM69 49H70V48H69ZM114 49H115V48H114ZM118 49H119V48L117 47V50H118ZM128 49H129V48H128ZM15 50H16V49H15ZM15 50H14V51H15ZM35 50H34V51H35ZM37 50H38V49H37ZM39 50L41 51V49H39ZM47 50H48V49H47ZM47 50H45V51H47ZM58 50H59V49H58ZM75 50H76V48H75ZM84 50H85V49H84ZM115 50H116V49H115ZM120 50H121V49H120ZM123 50H124V49H123ZM130 50H132V49H130ZM130 50H129V51H130ZM20 51H21V50H20ZM20 51H18L19 54H20ZM27 51H28V50H27ZM66 51H67V50H66ZM66 51H65V52H66ZM80 51H81V50H80ZM109 51H110V50H109ZM126 51H128V50H126ZM132 51H133V50H132ZM136 51H137V50H136ZM2 52H3V51H2ZM2 52H1V53H2ZM22 52H23V51H22ZM36 52H37V51H36ZM59 52H60V51H59ZM59 52H58V53H59ZM62 52H63V51H62ZM65 52H64V53H65ZM67 52H68V51H67ZM73 52H74V51H72V53H73ZM111 52H112V51H111ZM122 52H124V51H122ZM133 52H134V51H133ZM10 53H11V51H10ZM12 53H13V52H12ZM80 53H81V52H80ZM109 53H110V52H109ZM130 53H131V52H130ZM26 54H29V53H26ZM30 54H32V53H30ZM30 54L28 55V57L30 56ZM44 54H45V53H44ZM59 54H61V53H59ZM62 54H63V53H62ZM68 54H69V53H68ZM116 54H118V52H117ZM21 55H22V54H21ZM54 55H55V54H54ZM63 55H64V54H63ZM69 55H70V54H69ZM77 55H78V54H77ZM81 55L83 56V54H81ZM111 55H113V54H111ZM111 55H110V56H111ZM118 55H119V54H118ZM122 55H123V54H122ZM122 55H121V56H122ZM1 56H2V55H1ZM16 56H17V54H16ZM23 56H24V55L21 56L22 59H24V58L26 59V57L23 58ZM34 56H35V55H34ZM44 56H45V55H44ZM48 56H49V54H48ZM71 56H72V55H71ZM73 56H74V55H73ZM78 56H79V55H78ZM85 56H86V55H85ZM11 57H12V55H11ZM32 57H33V56H32ZM36 57H38V56H36ZM46 57H47V56H46ZM49 57H50V56H49ZM57 57H58V56H57ZM57 57H56V58H57ZM79 57H80V56H79ZM79 57H78V58H79ZM135 57H136V56H135ZM1 58H3V57H1ZM30 58H31V57H30ZM38 58H40V57H38ZM56 58H54V59H56ZM59 58H60V56H59ZM61 58H62V57H61ZM61 58H60V59H61ZM69 58H71V57H69ZM69 58H68V59H69ZM74 58H75V57H74ZM86 58H87V57H86ZM116 58H117V57H116ZM122 58H123V57H122ZM185 58H187V57H185ZM18 59H19V58H18ZM33 59H34V57H33ZM41 59H42V58H41ZM48 59H49V58H48ZM48 59H47V60H48ZM52 59H53V58H52ZM57 59H58V58H57ZM71 59H72V58H71ZM80 59H81V58H80ZM83 59H84V56H83ZM90 59H91V58H90ZM135 59H136V58H135ZM157 59H158V58H157ZM159 59H160V58H159ZM1 60H2V59H1ZM6 60H7V59H6ZM15 60H16V59H15ZM20 60H21V58H20ZM20 60H19V61H20ZM27 60H29V59H27ZM58 60H59V59H58ZM111 60H112V59H111ZM117 60H119V59H117ZM120 60H121V58H120ZM122 60H123V59H122ZM161 60H162V59H161ZM187 60H188V59H187ZM23 61H26V60H23ZM23 61H22V62H23ZM36 61H37V60H36ZM40 61L43 62V60H40ZM49 61H51V59H49ZM52 61L54 62L55 60H52ZM56 61H57V60H56ZM60 61H61V60H60ZM62 61H63V60H62ZM64 61H65V60H64ZM71 61H75V60H71ZM80 61H81V60H80ZM128 61H130V60H128ZM128 61H127V62H128ZM154 61H155V60H154ZM154 61H153V62H154ZM34 62H35V60H34ZM57 62H58V61H57ZM57 62H56V63H57ZM76 62H77V61H76ZM76 62H75V63H76ZM89 62H90V61H89ZM89 62H88V63H89ZM119 62H121V61H119ZM122 62H123V61H122ZM160 62H161V61H160ZM187 62L190 63L189 61H187ZM0 63H1V62H0ZM23 63H24V62H23ZM23 63L20 62V63H18V64H22V65H20V66H23ZM26 63H29V62H26ZM31 63L33 64V62H30L29 64H31ZM69 63H70V62H69ZM69 63H68V64H69ZM85 63H86V62H85ZM85 63H84V64H85ZM111 63H112V62H111ZM116 63H117V62H116ZM123 63H124V62H123ZM136 63H137V62H136ZM154 63H155V62H154ZM154 63H153V64H154ZM11 64H13V62H11ZM29 64H26V65L29 66ZM34 64H35V63H34ZM37 64H38V63H37ZM41 64H42V63H41ZM51 64H52V63H51ZM70 64H71V63H70ZM89 64H90V63H89ZM121 64H122V63H121ZM153 64H152V66H153ZM161 64H162V63H161ZM3 65H4V64H3ZM5 65H6V64H5ZM15 65H17V64H15ZM24 65H25V64H24ZM49 65H50V64H49ZM64 65H65V64H64ZM77 65H78V64H77ZM81 65H82V64H81ZM9 66H10V64H9ZM28 66H27V67H28ZM35 66H36V65H35ZM39 66H40V65H39ZM52 66H54V65H52ZM67 66H68V65H67ZM70 66H71V65H70ZM83 66H85V65H83ZM118 66H119V64H118ZM152 66H150V69H151ZM2 67H3V66H2ZM5 67H6V66H5ZM40 67H41V66H40ZM44 67H45V66H42V69H43ZM47 67H48V66H47ZM47 67H45V71H46ZM64 67H65V66H64ZM64 67H63L64 70L68 69L67 67H66V69H65ZM72 67H73V66H72ZM78 67H80V65H79ZM88 67H89V65H88ZM121 67H122V66H121ZM14 68H16V67H14ZM23 68H24V67H23ZM28 68H29V67H28ZM37 68H38V67H37ZM80 68H81V67H80ZM91 68H93V67H91ZM136 68H137V67H136ZM170 68H171V67H170ZM0 69H1V68H0ZM9 69H10V68H9ZM18 69H19V68H18ZM21 69H22V68H21ZM42 69H41V71H42ZM48 69H49V68H48ZM51 69H52V68H51ZM73 69H74V68H73ZM121 69H122V68H121ZM138 69L140 70V68H138ZM171 69H172V68H171ZM23 70H25V68H24ZM23 70H20V71H23ZM35 70H36V68H35ZM37 70H38V69H37ZM55 70H57V69L55 68ZM58 70H59V69H58ZM58 70H57V71H58ZM80 70H81V69H80ZM89 70H90V69H89ZM123 70H124V69H123ZM123 70H122V71H123ZM151 70H152V69H151ZM6 71H7V70H6ZM11 71H12V69H11ZM26 71L28 72L29 69L26 70ZM30 71H31V70H30ZM30 71H29V72H30ZM49 71H50V70H48V72H49ZM52 71H53V70H52ZM61 71H62V69H61ZM61 71H60V72H61ZM68 71H69V70H68ZM71 71H72V70H71ZM75 71H76V69H75ZM99 71H100V70H99ZM233 71H234V70H233ZM0 72H1V71H0ZM12 72H13V71H12ZM23 72H25V71H23ZM29 72H28V73H29ZM39 72H40V71H39ZM50 72H51V71H50ZM50 72H49V73H50ZM73 72H74V71H73ZM89 72H90V71H89ZM89 72H88V73H89ZM92 72H94V71H92ZM174 72H175V71H174ZM231 72H232V71H231ZM235 72H236V71H235ZM35 73H36V72H35ZM46 73H47V71H46ZM69 73H70V71H69ZM102 73H103V72H102ZM125 73H126V72H125ZM198 73H200V72H198ZM233 73H234V72H233ZM6 74H7V73H5V75H6ZM22 74H23V73L21 72V75H22ZM41 74H42V73H41ZM41 74H40V75H41ZM43 74H44V72H43ZM50 74H51V73H50ZM54 74H55V73H54ZM65 74H66L67 77H68V74L66 73V71H65ZM65 74H64V75H65ZM70 74H71V73H70ZM72 74H74V73H72ZM89 74H91V73H89ZM89 74H88V75H89ZM175 74H176V73H175ZM179 74H180V73H179ZM179 74H178V75H179ZM201 74H202V73H201ZM1 75H2V74H1ZM17 75H18V74H17ZM17 75H16V76H17ZM44 75H45V74H44ZM51 75H53V74H51ZM51 75H49V76H51ZM57 75H58V74H57ZM66 75H65V76H66ZM77 75H78V74H77ZM93 75H94V74H93ZM182 75H183V74H182ZM231 75H232V74H231ZM7 76H8V75H7ZM19 76H20V75H19ZM36 76H37V75H36ZM36 76H35V77H36ZM61 76H62V75H61ZM69 76H70V75H69ZM111 76H112V75H111ZM156 76H157V75H156ZM169 76H170V75H169ZM234 76H235V75H234ZM12 77H13V76H12ZM30 77H31V76H30ZM40 77H41V76H40ZM40 77H39V79H41ZM46 77H47V75H46ZM74 77L76 78V76H73V78H74ZM86 77H87V76H86ZM159 77H160V76H159ZM161 77H162V76H161ZM231 77H232V76H231ZM6 78H7V77H6ZM54 78H55V77H54ZM63 78H64V76H63ZM69 78H70V77H69ZM87 78H88V77H87ZM97 78H98V77H97ZM127 78H128V77H127ZM164 78H165V76H164ZM167 78H168V77H167ZM16 79H17V78H16ZM16 79H14V81H16ZM34 79H35V78H34ZM42 79H43V77H42ZM46 79H47V78H46ZM48 79H49V78H48ZM50 79H53V78L50 77ZM55 79H56V78H55ZM59 79H60V78H58V80H59ZM77 79H78V78H77ZM95 79H96V78H95ZM124 79H125V78H124ZM160 79H161V78H160ZM160 79H159V80H160ZM31 80H32V79H31ZM43 80H44V79H43ZM67 80H68V79H67ZM73 80H74V79H73ZM135 80H136V79H135ZM161 80H162V79H161ZM165 80H166V79H165ZM232 80H233V79H232ZM234 80H235V79H234ZM234 80H233V81H234ZM7 81H8V80H7ZM32 81H34V80H32ZM36 81H37V80H36ZM47 81H48V80H47ZM63 81H65V78L63 79ZM63 81H62V82H63ZM68 81H69V80H68ZM75 81H76V80H75ZM169 81H170V79H169ZM235 81H236V80H235ZM2 82H3V81H2ZM19 82H23V81H19ZM29 82H30V81H29ZM41 82H42V81H41ZM54 82H56V81H54ZM54 82H53V83H54ZM62 82H61V83H62ZM71 82H72V80H71ZM92 82H93V81H92ZM156 82H157V81H156ZM172 82H174V81L172 80ZM16 83H17V81H16ZM16 83H14V84H16ZM27 83H28V81H27ZM38 83H39V82L37 81V84H38ZM44 83H45V82H44ZM63 83H64V82H63ZM69 83H70V82H69ZM74 83H75V82H74ZM74 83H73V84H74ZM94 83H95V82H94ZM20 84H22V83H20ZM39 84H40V83H39ZM39 84H38V85H39ZM42 84H43V83H42ZM45 84H46V83H45ZM47 84H48V83H47ZM49 84H50V82H49ZM65 84H66V83H65ZM75 84H76V83H75ZM81 84H82V83H81ZM238 84H239V83H238ZM0 85H1V84H0ZM3 85H4V84H3ZM28 85H29V84H28ZM33 85H34V84H33ZM57 85H58V83H57ZM67 85H68V84H67ZM69 85H71V83H70ZM40 86H41V85H40ZM49 86H50V85H49ZM53 86H54V85H53ZM61 86H63V85H61ZM71 86L73 87V85H71ZM77 86H78V85H77ZM36 87H37V86H36ZM46 87H47V86H46ZM54 87H55V86H54ZM58 87H59V86H58ZM63 87H64V86H63ZM68 87H69V86H68ZM78 87H79V86H78ZM78 87H77V88H78ZM123 87H124V86H123ZM234 87H235V86H234ZM237 87H238V86H237ZM11 88H12V87H11ZM27 88H28V87H27ZM33 88L35 89V87H33ZM44 88H45V87H44ZM64 88H65V87H64ZM102 88H103V87H102ZM109 88H110V87H109ZM231 88H232V86H231ZM238 88H239V87H238ZM238 88H237V89H238ZM28 89H29V88H28ZM48 89L50 90V88H48ZM66 89H67V88H66ZM75 89H76V88H75ZM75 89H74V90H75ZM78 89H79V88H78ZM100 89H101V88H100ZM111 89H112V87H111ZM232 89H233V88H232ZM237 89L234 88L233 90H237ZM1 90H3V89L1 88ZM9 90H10V89H9ZM29 90H30V89H29ZM40 90H41V89H40ZM51 90H52V88H51ZM54 90H55V89H54ZM71 90H72V89H71ZM74 90H73V91H74ZM138 90H139V89H138ZM3 91H4V90H3ZM14 91H15V90H14ZM25 91H26V90H25ZM73 91H72V92H73ZM75 91H76V90H75ZM75 91H74V92H75ZM77 91H78V90H77ZM112 91H113V90H112ZM114 91H115V90H114ZM129 91H130V90H129ZM238 91H239V89H238ZM259 91H260V90H259ZM32 92H33V90H32ZM52 92H53V91H52ZM60 92H61V91H60ZM62 92H63V91H62ZM64 92H65V91H64ZM70 92H71V91H70ZM72 92H71V93H72ZM79 92H80V91H79ZM137 92H138V91H137ZM231 92H232V91H231ZM233 92H234V91H233ZM240 92H241V90L239 91V93H240ZM4 93H5V92H4ZM12 93H13V92H12ZM26 93H28V92H26ZM41 93H42V92H40V94H41ZM57 93H58V92H57ZM110 93H111V92H110ZM112 93H113V92H112ZM112 93H111V94H112ZM234 93H236V91H235ZM234 93H233V94H234ZM241 93H242V92H241ZM245 93H246V92H245ZM263 93H264V91H263ZM6 94H7V93H6ZM15 94H16V93H15ZM46 94H48V93H46ZM49 94H50V93H49ZM49 94H48V95H49ZM51 94H52V93H51ZM51 94H50V95H51ZM60 94H61V93H60ZM68 94L71 96L70 93H68ZM83 94H84V93H83ZM116 94H117V93H116ZM116 94H114V95H116ZM139 94H140V93H139ZM231 94H232V93H231ZM260 94H261V96H262V93H260ZM11 95H12V94H11ZM44 95H45V93H44ZM53 95H54V94H53ZM65 95H66V94H65ZM95 95H96V94H95ZM108 95H109V94H108ZM114 95H113V96H114ZM4 96H5V95H4ZM9 96H10V95H9ZM21 96H22V95H21ZM34 96H35V95H34ZM39 96H40V95H39ZM39 96H38V99L41 97V96H40V97H39ZM57 96H58V95H57ZM66 96H67V95H66ZM70 96H69V97H70ZM75 96H76V95H75ZM75 96H73V98H74ZM117 96H118V95H117ZM123 96H124V95H123ZM134 96H135V95H134ZM236 96H237V95H236ZM238 96H239V95H238ZM15 97H16V96H15ZM29 97H30V96H29ZM49 97H50V96H49ZM58 97H59V96H58ZM76 97H77V96H76ZM79 97H80V96H79ZM111 97H112V96H111ZM232 97H233V96H232ZM239 97H240V96H239ZM3 98H4V97H3ZM5 98H6V97H5ZM8 98H9V97H8ZM11 98H12V97H11ZM20 98H21V97H20ZM22 98H23V97H22ZM34 98H35V97H34ZM54 98H55V97H53V98L51 97L52 100H53ZM56 98H57V97H56ZM64 98H65V97H64ZM80 98H81V97H80ZM84 98H85V97H84ZM102 98H103V97H102ZM139 98H140V97H139ZM236 98H237V97H236ZM260 98H261V97H260ZM43 99H44V97H43ZM75 99H76V98H75ZM88 99H89V98H88ZM93 99H94V98H93ZM105 99H107V97H106ZM105 99H104V100H105ZM118 99H119V98H118ZM120 99H121V98H120ZM133 99H134V97H133ZM140 99H141V98H140ZM230 99H231V96H230ZM239 99H240V98H239ZM2 100H4V99H2ZM11 100H12V99H11ZM27 100H28V99H27ZM39 100H40V99H39ZM68 100H69V99H67V101H68ZM72 100H73V99H72ZM80 100H81V99H80ZM85 100H86V99H85ZM100 100H101V99H100ZM110 100H111V99H109V101H110ZM115 100H116V99H115ZM136 100H137V99H136ZM231 100H235V98H234V99H231ZM261 100H262V99H261ZM0 101H1V99H0ZM13 101H15V100H13ZM32 101H33V100H32ZM48 101H49V100H48ZM63 101H64V100H63ZM70 101H71V100H70ZM78 101H79V99H78ZM101 101H102V100H101ZM101 101H100V103H101ZM131 101H132V100H131ZM255 101H256V100H255ZM259 101H260V99H259ZM23 102H25V101H23ZM26 102H28V101H26ZM50 102H51V101H50ZM53 102H54V100H53ZM58 102H59V101H58ZM60 102H61V101H60ZM75 102H77V101H74V103H75ZM102 102L104 103V101H102ZM106 102H107V101H106ZM106 102H105V103H106ZM119 102H120V101H119ZM124 102H126V101H124ZM256 102H257V101H256ZM261 102H262V101H261ZM4 103H5V102H4ZM14 103H15V102H14ZM43 103H44V102H43ZM45 103H46V102H45ZM69 103H70V102H69ZM86 103H87V102H86ZM237 103H238V102H237ZM2 104H3V103H2ZM5 104H6V103H5ZM31 104H32V102H31ZM48 104H49V102H48ZM54 104H55V103H54ZM57 104H58V103H57ZM72 104H73V103H72ZM84 104H85V101H84ZM88 104H89V106H90V103H89V102H88ZM112 104H113V103H112ZM112 104H111V105H112ZM118 104H119V106H120V103H118ZM123 104H124V103H123ZM137 104H138V103H137ZM8 105H9V104H8ZM27 105H28V104H27ZM34 105H35V104H34ZM34 105H33V106H34ZM37 105H38V104H37ZM49 105L51 106V104H49ZM49 105H48V106H49ZM52 105H53V104H52ZM64 105H65V103H64ZM64 105H63V106H64ZM70 105H71V104H70ZM73 105H75V104H73ZM101 105H102V104H101ZM104 105H106V104H104ZM233 105H234V104H233ZM235 105H236V104H235ZM259 105H260V104H259ZM259 105H258V106H259ZM19 106H20V105H19ZM21 106H22V105H21ZM76 106H77V104H76ZM82 106H84V105H82ZM85 106H86V105H85ZM85 106H84V107H85ZM107 106H108V105H107ZM107 106H106V108H108ZM112 106H117V105H112ZM123 106H124V105H123ZM130 106H131V105H130ZM135 106H136V105H135ZM262 106H263V105H262ZM4 107H5V106H4ZM9 107H10V106H9ZM36 107H37V106H36ZM55 107H56V105H55ZM58 107H59V106H58ZM64 107H65V106H64ZM66 107H67V105H66ZM66 107H65V108H66ZM74 107H75V106H74ZM74 107H73V108H74ZM80 107H81V106H80ZM86 107H87V106H86ZM92 107H93V105H92ZM109 107H110V106H109ZM117 107H118V106H117ZM117 107H116V108H117ZM126 107H127V105H126ZM126 107H125V108H126ZM235 107H236V106H235ZM263 107H264V106H263ZM1 108H2V107H1ZM7 108H8V107H7ZM21 108H23V107H21ZM21 108H20V109H21ZM40 108H41V107H40ZM43 108H46V107L43 106ZM53 108H54V106H53ZM69 108H70V107H69ZM69 108H67V110H68ZM95 108H96V107H95ZM101 108H102V107H101ZM101 108H100V109H101ZM106 108H105V106H104V112H105ZM111 108H112V107H111ZM111 108H109V109H111ZM116 108H115V109H116ZM128 108H129V107H128ZM133 108H135V107H133ZM133 108H132V109H133ZM241 108H242V107H241ZM245 108H246V107H245ZM3 109H4V108H3ZM11 109H12V108H11ZM13 109H14V107H13ZM27 109H28V108H27ZM31 109H32V108H31ZM36 109H37V108H36ZM70 109H71V108H70ZM74 109H75V108H74ZM85 109H86V108H85ZM87 109H88V108H87ZM90 109H91V108H90ZM234 109H235V108H234ZM236 109H237V108H236ZM239 109H240V108H239ZM239 109H238V110H239ZM261 109H262V108H261ZM48 110H49V109L47 108V111H48ZM62 110H64V109H62ZM62 110H61V112H62ZM65 110H66V109H65ZM92 110H93V109H92ZM97 110H98V109H97ZM112 110H113V109H112ZM231 110H232V109H231ZM246 110H247V109H246ZM36 111H37V110H35V112H36ZM41 111H42V110H41ZM51 111H52V110H51ZM54 111H55V110H54ZM58 111H59V110H58ZM75 111H76V110H75ZM75 111H74V112H75ZM82 111H83V110H82ZM95 111H96V110H95ZM116 111H118V113H119V108H118ZM135 111H136V110H135ZM233 111H234V110H233ZM27 112H28V111H27ZM38 112H39V111H38ZM61 112H60V113H61ZM63 112H64V111H63ZM70 112H71V110H70ZM78 112H79V111H78ZM86 112H87V110H86ZM88 112H89V111H88ZM91 112H92V111H91ZM97 112H98V111H97ZM106 112H107V111H106ZM120 112H121V109H120ZM130 112H132V111H130ZM231 112H232V111H231ZM235 112H236V111H235ZM12 113H13V112H12ZM14 113H15V112H14ZM33 113H34V109H33ZM42 113H43V112H42ZM46 113H47V112H46ZM57 113H58V112H57ZM101 113H102V111H101ZM122 113H123V112H122ZM134 113H135V112H134ZM232 113H233V112H232ZM240 113H241V111H240ZM28 114H29V113H28ZM28 114H27V116H28ZM31 114H32V113H31ZM34 114H35V113H34ZM64 114H65V113H64ZM89 114H90V113H89ZM89 114H87V116H88ZM98 114H99V113H98ZM104 114H105V113H104ZM104 114H101V115H103V116H107V115H104ZM109 114H110V113H109ZM111 114H112V113H111ZM126 114H127V113H126ZM12 115H13V114H12ZM15 115H16V113H15ZM38 115H39V113H38ZM38 115H37V116H38ZM42 115H43V114H42ZM44 115H45V112H44ZM54 115H55V114H54ZM60 115H61V114H60ZM72 115H73V114H72ZM133 115H134V114H133ZM149 115H150V114H149ZM153 115H154V114H153ZM153 115H152V116H153ZM231 115H232V114H231ZM231 115H230V116H231ZM233 115H234V113H233ZM235 115H236V114H235ZM238 115H239V113H238ZM13 116H14V115H13ZM47 116H48V115H47ZM55 116H56V115H55ZM55 116H54V117H55ZM69 116H70V115H69ZM75 116H76V115H75ZM82 116H83V115H82ZM97 116H98V115H97ZM114 116H115V115H114ZM119 116H120V115H119ZM142 116H143V114H142ZM236 116H237V115H236ZM8 117H9V116H8ZM20 117H21V116H20ZM20 117H19V118H20ZM22 117H23V116H22ZM25 117H26V116H25ZM33 117H34V115H33ZM42 117H43V116H42ZM42 117H41V118H42ZM51 117H52V116H51ZM54 117H53V118H54ZM61 117H62V116H61ZM100 117H101V116H100ZM111 117H112V116H111ZM115 117H118V116H115ZM121 117H122V115H121ZM130 117H131V116H130ZM130 117H129V118H130ZM133 117H134V116H133ZM140 117H141V116H140ZM140 117H138V118H140ZM143 117H145V116H143ZM143 117H141V118H143ZM146 117H147V116H146ZM146 117H145V118H146ZM150 117H151V116H150ZM241 117H242V116H241ZM241 117H240V118H241ZM39 118H40V116H39ZM41 118H40V119H41ZM46 118H47V117H46ZM58 118H59V117H58ZM58 118H57V119H58ZM70 118H71V116H70ZM88 118H89V117H88ZM106 118H107V117H106ZM106 118H104V119H106ZM108 118H110V117H108ZM156 118H157V117H156ZM243 118H244V117H242V119H243ZM3 119H5V118H3ZM12 119H13V118H12ZM15 119H16V117H15ZM27 119H30V117H28ZM31 119H32V118H31ZM35 119H36V118H35ZM43 119H44V117H43ZM59 119H60V118H59ZM59 119H58V120H59ZM101 119H102V117H101ZM104 119H103V120H104ZM117 119H119V118H117ZM117 119H115V120H117ZM143 119H144V118H143ZM153 119H155V117H154ZM231 119H232V118H231ZM233 119H236V118H233ZM238 119H239V118H237V120H238ZM0 120H1V119H0ZM25 120H26V118H25ZM60 120H63V119L61 118ZM64 120H65V118H64ZM66 120H67V119H66ZM73 120H74V119H73ZM73 120H72V121H73ZM87 120H88V119H87ZM112 120H113V118H112ZM119 120H121V119H119ZM119 120H117V121H119ZM144 120H145V119H144ZM157 120H158V119H157ZM28 121H31V120H28ZM37 121H38V120H37ZM54 121H56V120H54ZM54 121H52V122H54ZM78 121H79V120H78ZM82 121H84V120H82ZM82 121H81V122H82ZM107 121H108V120H107ZM113 121H114V120H113ZM146 121H147V120H146ZM155 121H156V120H154V123H155ZM230 121H231V120H230ZM243 121H244V120H243ZM2 122H3V120H2ZM10 122H11V121H10ZM10 122H9V124H10ZM16 122H17V121H16ZM26 122H27V121H26ZM40 122H41V121H40ZM52 122H51V123H52ZM56 122L58 123V121H56ZM63 122H64V121H63ZM63 122H62V123H63ZM87 122H88V121H87ZM105 122H106V121H105ZM109 122H110V121H109ZM121 122H122V121H121ZM125 122H126V121H125ZM138 122H139V121H138ZM148 122H149V121H148ZM150 122H151V121H150ZM234 122H235V121H234ZM236 122H237V121H236ZM238 122H239V121H238ZM27 123H29V122H27ZM30 123H31V122H30ZM30 123H29V125H31ZM32 123H33V122H32ZM41 123H42V122H41ZM44 123H45V122H44ZM44 123H43V124H44ZM57 123H53V124H55V126H56ZM83 123H84V122H83ZM89 123H90V122H89ZM92 123H93V122H92ZM107 123H108V122H107ZM119 123H120V122H119ZM141 123H142V121H141ZM161 123H162V122H161ZM1 124H2V123H1ZM3 124H4V123H3ZM6 124H7V123H6ZM22 124H23V123H22ZM34 124H35V123H34ZM53 124H52V125H53ZM58 124H59V123H58ZM60 124H61V122H60ZM68 124H69V123H68ZM94 124H95V123H94ZM98 124H99V123H98ZM105 124H106V123H105ZM116 124L118 125L117 122H116ZM116 124H115V126H116ZM136 124H137V123H136ZM136 124H135V125H136ZM142 124H143V123H142ZM149 124H150V123H149ZM159 124H160V123H159ZM246 124H247V123H246ZM16 125H17V124H16ZM35 125H36V124H35ZM37 125H38V122H37ZM40 125H41V124L39 123V127H41ZM45 125H47V124H45ZM62 125H64V123L61 124V126H62ZM108 125H109V124H108ZM128 125H130V124H128ZM131 125H132V124H131ZM135 125H134V126H135ZM150 125H151V124H150ZM169 125H170V124H169ZM169 125H168V126H169ZM4 126H5V125H4ZM13 126H14V125H13ZM21 126H22V125H21ZM21 126H20V127H21ZM50 126H51V124H50ZM61 126H60V127H61ZM70 126H71V125H70ZM70 126H69V127H70ZM72 126H73V125H72ZM75 126H76V125H75ZM77 126H78V125H77ZM88 126H89V125H88ZM99 126H100V125H99ZM106 126H107V125H106ZM109 126H110V125H109ZM164 126H165V125H164ZM170 126H171V125H170ZM242 126H243V125H242ZM32 127H33V126H32ZM34 127H35V126H34ZM34 127H33V128H34ZM57 127H58V125H57ZM60 127H59V128H60ZM64 127H66V126H64ZM67 127H68V126H67ZM73 127H74V126H73ZM110 127H111V126H110ZM131 127H132V126H130V128H131ZM141 127H142V126H141ZM152 127H153V126H152ZM156 127H159V126H156ZM238 127H239V126H238ZM244 127H245V126H244ZM7 128H8V127H7ZM15 128H16V127H15ZM21 128H22V127H21ZM25 128H26V127H25ZM36 128H37V127H36ZM59 128H58V131H60ZM61 128H62V127H61ZM86 128H87V127H86ZM99 128H100V127H99ZM101 128H102V127H101ZM101 128H100V129H101ZM103 128H104V127H103ZM136 128H137V127H136ZM142 128H143V130H144V127H142ZM145 128H146V127H145ZM147 128H148V127H147ZM147 128H146V129H147ZM153 128H154V127H153ZM167 128H168V127H167ZM169 128H170V127H169ZM169 128H168V129H169ZM171 128H174V127L172 126ZM236 128H237V127H236ZM1 129H2V127H1ZM43 129H44V127H43ZM54 129L56 130L57 128L55 127ZM64 129H65V128H64ZM64 129H62V130H64ZM66 129H67V128H66ZM91 129H93V128H91ZM94 129H96V128H94ZM106 129H107V127H106ZM110 129H111V128H110ZM131 129H132V128H131ZM140 129H141V128H140ZM234 129H235V128H234ZM234 129H232V130H234ZM237 129H238V128H237ZM2 130H3V132H5L7 129H6L5 131H4V129H2ZM27 130H28V129H27ZM35 130H36V129H35ZM50 130H51V128H50ZM101 130H102V129H101ZM135 130H136V129H135ZM135 130H134V131H135ZM148 130L151 131V128L148 129ZM159 130H160V129H159ZM172 130H173V129H172ZM232 130H231V131H232ZM242 130H243V129H242ZM16 131H17V130H16ZM30 131H31V130H30ZM36 131H37V130H36ZM38 131H40V130H38ZM44 131H45V129H44ZM52 131H53V129H52ZM65 131H66V130H65ZM68 131H69V130H68ZM96 131H97V130H96ZM96 131H95V132H96ZM99 131H100V130H99ZM99 131H98V132H99ZM104 131H105V130H104ZM130 131H131V130H130ZM130 131H129V132H130ZM136 131H137V130H136ZM155 131H156V130H155ZM163 131H164V130H163ZM169 131H170V130H169ZM231 131H230V132H231ZM237 131H238V130H237ZM33 132H34V131H33ZM42 132H43V131H42ZM61 132H62V131H61ZM63 132H64V131H63ZM66 132H67V131H66ZM71 132H72V131H71ZM107 132H108V130H107ZM137 132H138V131H137ZM144 132H145V131H144ZM144 132H143V133H144ZM147 132H148V131H147ZM159 132H160V131H159ZM233 132H234V131H233ZM239 132H240V131H239ZM247 132H248V131H247ZM12 133H13V132H12ZM26 133H27V132H26ZM40 133H41V131H40ZM56 133H57V131H56ZM56 133H55V134H56ZM89 133H90V132H89ZM91 133H92V132H91ZM100 133H101V132H100ZM102 133H103V132H102ZM104 133H105V132H104ZM115 133H116V132H115ZM131 133H133V132H131ZM140 133H141V132H140ZM143 133H141V134H143ZM150 133H151V132H150ZM155 133H156V132H155ZM164 133H165V132H164ZM231 133H232V132H231ZM237 133H238V132H237ZM243 133H244V132H243ZM243 133H242V135H243ZM245 133H246V132H245ZM2 134H3V133H2ZM14 134H15V132H14ZM55 134H54V135H55ZM59 134H61V133H59ZM73 134H74V133H73ZM136 134H137V133H136ZM147 134H148V133H147ZM153 134H154V133H152V135H153ZM158 134H159V133H157L156 135H158ZM233 134H234V133H233ZM235 134H236V133H235ZM235 134H234V136L236 137ZM240 134H241V133H240ZM7 135H8V134H7ZM15 135H16V134H15ZM28 135H29V134H28ZM51 135H52V134H51ZM61 135H62V134H61ZM64 135H65V134H64ZM71 135H72V134H71ZM100 135H101V134H100ZM106 135H107V134H106ZM126 135H128V134H126ZM134 135H135V133H134ZM139 135H140V134H139ZM149 135H150V134H149ZM152 135H151V138H152ZM242 135H241V136H242ZM37 136H38V135H37ZM56 136H58V135H56ZM67 136H69V135H67ZM83 136H84V135H83ZM94 136H95V134H94ZM102 136H103V135H102ZM107 136H108V135H107ZM142 136H143V135H142ZM159 136H160V135H159ZM244 136H245V135H244ZM3 137H4V136H3ZM11 137H12V136H11ZM21 137H22V136H21ZM24 137H25V136H24ZM62 137L64 138V136H62ZM62 137H60V138H62ZM71 137H72V136H71ZM117 137H118V136H117ZM126 137H127V136H126ZM134 137H135V136H134ZM235 137H234V138H235ZM248 137H249V134H248ZM248 137H247V138H248ZM4 138H5V137H4ZM13 138H14V137H13ZM22 138H23V137H22ZM39 138H40V136H39ZM41 138H42V137H41ZM44 138H45V137H44ZM46 138H47V137H46ZM60 138H59V136H58V140H60ZM68 138H70V137H68ZM94 138H95V137H94ZM96 138H97V137H96ZM100 138H101V137H100ZM102 138H103V137H102ZM129 138H130V136H129ZM129 138H128V139H129ZM144 138H145V137H144ZM147 138H148V137H147ZM151 138H150V139H151ZM154 138H155V137H154ZM157 138H158V137H157ZM157 138H156V139H157ZM164 138H165V137H164ZM237 138H238V136H237ZM245 138H246V137H245ZM6 139H7V138H6ZM18 139H19V138H18ZM18 139H17V142H18ZM47 139H48V138H47ZM79 139H80V138H79ZM103 139H104V138H103ZM108 139H109V138H108ZM121 139H122V138H121ZM130 139H131V138H130ZM132 139H133V137H132ZM137 139H138V138H137ZM142 139H143V138H142ZM142 139H140V140H141V144L143 145L144 142L142 143ZM150 139H149V140H150ZM158 139H160V137H159ZM231 139H232V138H231ZM19 140H20V139H19ZM30 140H31V139H30ZM42 140H44V139H42ZM58 140H56V141H58ZM62 140H63V139H62ZM91 140H92V139H91ZM118 140H119V139H118ZM135 140H136V139H135ZM135 140H133L132 143H133ZM232 140H233V139H232ZM235 140H236V139H235ZM6 141H7V140H6ZM15 141H16V140H15ZM21 141H22V140H21ZM23 141H24V140H23ZM27 141H28V140H27ZM46 141H47V140H46ZM53 141H55V140H53ZM70 141H72V140H70ZM70 141H69V142H70ZM77 141H78V140H77ZM99 141H100V140H99ZM108 141H109V140H108ZM110 141H112V140H110ZM130 141H131V140H130ZM136 141H137V140H136ZM146 141H147V140H146ZM146 141H145V142H146ZM237 141H238V140H237ZM239 141H240V140H239ZM239 141H238V142H239ZM241 141H242V140H241ZM243 141H244V140H243ZM17 142H16V143H17ZM81 142H82V141H81ZM84 142H85V141H84ZM147 142H148V141H147ZM158 142H159V141H158ZM24 143H25V142H24ZM49 143H50V145H52L54 142H53L52 144H51V142H49ZM65 143H66V142H65ZM71 143H72V142H71ZM138 143H139V142H138ZM148 143H150V142H148ZM148 143H147V144H148ZM163 143H164V142H163ZM235 143H236V142H235ZM235 143H234V144H235ZM2 144H3V143H2ZM5 144H6V143H5ZM7 144H8V143H7ZM19 144H20V143H19ZM21 144H22V143H21ZM56 144H57V143H56ZM56 144H55V145H56ZM61 144H62V143H61ZM73 144H75V143H73ZM96 144H98V143H96ZM108 144H109V142H108ZM136 144H137V143H136ZM153 144H154V142H153ZM156 144H157V142H156ZM159 144H160V143H159ZM232 144H233V141H232ZM240 144H243V143L240 142ZM14 145H15V144H14ZM28 145H29V144H28ZM48 145H49V144H48ZM62 145H63V144H62ZM67 145H68V144H67ZM77 145H78V144H77ZM82 145H83V144H82ZM93 145H95V143H93ZM115 145H116V144H115ZM132 145H133V144H132ZM134 145H135V144H134ZM139 145H140V144H139ZM142 145H141V147H142ZM150 145H152V142H151ZM162 145H163V144H162ZM3 146H5V145L3 144ZM15 146H17V145H15ZM72 146H73V145H72ZM88 146H89V145H88ZM102 146H103V145H102ZM154 146L156 147V145H154ZM157 146H158V145H157ZM241 146H242V145H241ZM9 147H10V146H9ZM21 147H22V146H21ZM23 147H24V146H23ZM58 147H59V145H58ZM73 147H74V146H73ZM89 147H90V146H89ZM93 147H94V146H93ZM106 147H107V146H106ZM106 147H105V148H106ZM133 147H134V146H133ZM143 147H144V146H143ZM145 147H147V146H145ZM148 147H149V146H148ZM235 147H236V146H234L233 148H235ZM4 148H5V147H4ZM4 148H3V149H4ZM46 148H47V147H46ZM66 148H67V147H66ZM100 148H101V147H100ZM111 148H112V147H111ZM134 148H135V147H134ZM134 148H133V149H134ZM137 148H138V147H137ZM238 148H239V147H238ZM244 148H245V146H244ZM23 149H24V148H23ZM57 149H58V148H57ZM62 149H63V148H62ZM62 149H61V151H60L61 154H62V152H63ZM70 149H71V148H70ZM90 149H92V148H90ZM112 149H113V148H112ZM141 149H142V148H141ZM148 149H149V148H148ZM236 149H237V148H236ZM5 150H6V149H5ZM5 150H2V151H5ZM15 150H16V149H15ZM38 150H39V149H38ZM46 150H47V149H46ZM48 150H49V149H48ZM78 150H79V148H78ZM85 150H86V149H85ZM85 150H82V153H83V151H85ZM92 150H93V149H92ZM109 150H110V149H109ZM117 150H118V149H117ZM135 150H136V148H135ZM139 150H140V149L138 148V151H139ZM143 150H144V149H143ZM146 150H147V149H146ZM146 150H145V151H146ZM26 151H27V150H26ZM29 151H31V150H29ZM54 151H55V150H54ZM58 151H59V150H58ZM64 151H65V150H64ZM101 151H102V150H101ZM115 151H116V150H115ZM115 151H114V152H115ZM141 151H142V150H141ZM244 151H245V150H244ZM9 152H10V150H9ZM20 152H21V151H20ZM22 152H23V151H22ZM44 152H46V151H44ZM52 152H53V151H52ZM55 152L57 153V151H55ZM89 152H90V151H89ZM91 152H93V151H91ZM94 152H95V151H94ZM99 152H100V151H99ZM103 152H104V151H103ZM111 152H112V151H111ZM136 152H137V151H136ZM139 152H140V151H139ZM50 153H51V150H50ZM70 153H71V152H70ZM70 153H69V154H70ZM72 153H73V152H72ZM78 153H80V151H79ZM84 153H85V152H84ZM108 153H109V152H108ZM115 153H116V152H115ZM144 153H145V152H144ZM147 153H148V152H147ZM6 154H8V153L6 152ZM17 154H18V153H17ZM24 154H25V153H24ZM53 154H54V153H53ZM63 154H64V153H63ZM63 154H62V155H63ZM86 154H87V153H86ZM98 154H99V153H98ZM105 154H106V153H105ZM136 154L138 155V153H136ZM141 154H142V153H141ZM54 155H56V154H54ZM57 155H58V154H57ZM57 155H56V156H57ZM62 155H61V158H62ZM91 155H93V154H91ZM96 155H97V154H96ZM117 155H118V154H117ZM143 155H144V154H143ZM146 155H147V154H146ZM1 156H2V153H1ZM3 156H4V155H3ZM5 156H6V155H5ZM13 156H14V155H13ZM22 156H23V155H22ZM36 156H37V154H36ZM50 156H51V155H50ZM52 156H53V155H52ZM52 156H51V157H52ZM83 156H85V155H83ZM87 156L89 157V155H87ZM87 156H86V157H87ZM94 156H95V155H94ZM101 156H102V155L100 154L99 158H100ZM115 156H116V155H115ZM141 156H142V155H141ZM144 156H145V155H144ZM260 156H261V155H260ZM263 156H264V155H263ZM263 156H261V157L263 158ZM7 157H8V156H7ZM15 157H16V156H15ZM78 157H79V156H78ZM80 157H82V156H80ZM104 157H105V155H104ZM112 157H113V156H112ZM150 157H151V156H150ZM243 157H244V156H243ZM248 157L250 158V155H249ZM4 158H5V157H4ZM13 158H14V157H13ZM18 158H19V157H18ZM47 158H48V157H47ZM54 158H55V157H54ZM57 158H58V157H57ZM59 158H60V157H59ZM69 158H70V157H69ZM82 158H83V157H82ZM90 158H91V157H90ZM97 158H98V157H97ZM110 158H111V157H110ZM118 158H119V157H118ZM138 158H139V157H138ZM143 158H144V157H143ZM143 158H142V159H143ZM146 158H147V156H146ZM146 158H145V159H146ZM234 158H235V157H234ZM237 158H238V157H237ZM240 158H241V157H240ZM244 158H245V157H244ZM246 158H247V155H246ZM254 158H255V157H254ZM28 159H29V158H28ZM28 159H27V160H28ZM67 159H68V158H67ZM114 159H115V157H114ZM134 159H135V157H134ZM136 159H137V158H136ZM142 159H141V160H142ZM2 160H4V159H2ZM2 160H1V161H2ZM7 160H8V159H7ZM17 160H18V159H17ZM19 160H20V159H19ZM35 160H36V159H35ZM70 160H71V159H70ZM74 160H75V159H73V161H74ZM77 160H78V159H77ZM89 160H90V159H89ZM99 160H100V159H99ZM103 160H104V159H103ZM106 160H107V159H106ZM147 160H148V159H147ZM147 160H144V159H143V160H142V163H143L144 161H147ZM149 160L152 161L150 158H149ZM242 160H243V158H242ZM5 161H6V160H5ZM10 161H12L11 158H10ZM21 161H22V160H21ZM36 161H37V160H36ZM48 161H49V160H48ZM53 161H54V160H53ZM53 161H52V162H53ZM58 161H59V160H58ZM62 161H64V160H62ZM79 161H80V160H79ZM84 161H85V160H84ZM95 161H96V160H95ZM100 161H102V160H100ZM113 161H114V160H113ZM113 161H111V163H112ZM153 161H154V159H153ZM158 161H159V160H158ZM235 161H237V160H235ZM243 161H244V160H243ZM246 161H247V160H246ZM257 161H258V160H256V162H257ZM262 161H263V159H262ZM2 162H4V161H2ZM16 162H18V161H16ZM46 162H47V161H46ZM55 162H56V161H55ZM65 162H66V161H65ZM92 162H93V161H92ZM98 162H99V161H98ZM102 162H103V161H102ZM136 162H138V161H136ZM148 162H149V161H148ZM155 162H156V161H155ZM250 162H252V161H250ZM0 163H1V162H0ZM7 163H8V162H7ZM22 163H23V161H22ZM32 163H33V162H32ZM67 163H68V162H66V164H67ZM87 163H89V162H87ZM93 163H94V162H93ZM100 163H101V162H100ZM100 163H99V164H100ZM107 163H108V161H107ZM107 163H106V164H107ZM244 163H245V165H246V163H248V162H244ZM60 164H61V163H60ZM73 164H74V163H73ZM143 164H146V162H144ZM249 164H250V163H248V165H249ZM1 165H3V164H0V166H1ZM15 165H16V164H15ZM43 165H44V164H43ZM58 165H59V164H58ZM67 165H68V164H67ZM86 165H87V164H86ZM95 165H96V163H95ZM134 165H138V164L136 163V164H134ZM134 165H133V166H134ZM152 165H153V164H152ZM254 165H255V163H254ZM258 165H261V163H260V164L256 163V166H258ZM12 166H13V165H12ZM21 166H22V164H21ZM30 166H31V165H30ZM46 166H47V165H46ZM82 166H83V165H82ZM90 166H91V165H90ZM90 166H89V167H90ZM97 166L100 167V165H96L95 167L97 168ZM102 166H103V164H102ZM102 166H101V167H102ZM104 166H105V165H104ZM149 166H150V165H149ZM256 166H252V167H256ZM3 167H4V166H3ZM14 167H15V166H14ZM23 167H24V166H23ZM56 167H57V165H56ZM145 167H146V166H145ZM241 167H242V166H241ZM241 167H240V169H241ZM244 167H245V166H244ZM252 167H250V168L252 169ZM6 168H7V167H6ZM27 168H28V167H27ZM44 168H46V167H44ZM52 168H53V167H52ZM64 168H65V167H64ZM82 168H83V167H82ZM146 168H147V167H146ZM151 168H153V167H151ZM151 168H150V169H151ZM236 168H237V167H236ZM238 168H239V165H238ZM256 168H257V167H256ZM256 168H255V169H256ZM24 169H25V168H24ZM31 169H32V168H31ZM54 169H55V168H54ZM57 169L59 170V168H57ZM75 169H76V168H75ZM87 169H89V168L87 167ZM92 169H93V168H92ZM148 169H149V167H148ZM245 169H247V168H245ZM255 169H254V172H252V174L255 173ZM259 169H260V168H259ZM6 170H7V169H6ZM44 170L46 171V169H44ZM60 170H61V169H60ZM84 170H85V169H84ZM93 170H94V169H93ZM93 170H92L91 172H93ZM243 170H244V169H243ZM248 170H250V169H248ZM42 171H43V170H42ZM74 171H75V170H74ZM81 171H82V169H81ZM85 171H86V170H85ZM89 171H90V170H89ZM97 171H99V169H98ZM101 171H102V169L100 168V172H101ZM245 171H246V170H245ZM250 171H251V170H250ZM256 171H257V169H256ZM47 172H49V171H47ZM52 172H53V171H52ZM65 172H66V171H65ZM86 172H87V171H86ZM241 172H242V171H241ZM243 172H244V171H243ZM258 172H259V170H258ZM258 172H257V173H258ZM0 173H1V172H0ZM14 173H15V172H14ZM18 173H19V172H18ZM53 173H54V172H53ZM59 173H60V172H59ZM82 173H83V172H82ZM89 173H90V172H89ZM104 173H105V172H104ZM248 173H249V171H248ZM257 173H256V175H257ZM259 173H260V172H259ZM50 174H51V173H50ZM73 174H74V173H73ZM90 174H91V173H90ZM90 174H89V175H90ZM94 174H95V173H94ZM99 174H100V173H99ZM245 174H246V172H245ZM3 175H4V174H3ZM11 175H12V174H11ZM18 175H19V174H18ZM58 175H59V174H58ZM75 175H76V174H75ZM86 175H87V174H86ZM92 175H93V174H92ZM106 175H107V173H106ZM250 175H251V174H250ZM259 175H261V173H260ZM259 175H258V176H259ZM24 176H25V175H24ZM34 176H35V175H34ZM37 176H38V175H37ZM40 176H41V175H40ZM80 176H81V175H80ZM93 176H94V175H93ZM96 176H98V180H99V175H96ZM96 176H94V177L96 178ZM100 176H101V175H100ZM239 176H240V175H239ZM241 176H242V175H241ZM10 177H11V176H10ZM19 177H20V175H19ZM22 177H23V176H22ZM29 177H30V174H29ZM94 177H93V178H94ZM103 177H104V176H103ZM103 177H102V178H103ZM236 177H238V176H236ZM256 177H257V176H256ZM0 178H1V177H0ZM3 178H4V177H3ZM7 178H8V177H7ZM43 178H45V177H43ZM55 178H56V177H55V175H54V179H55ZM73 178H74V176H73ZM75 178H76V177H75ZM75 178H74V179H75ZM80 178H81V177H80ZM100 178H101V177H100ZM104 178H105V177H104ZM239 178H240V177H239ZM245 178H246V177H245ZM250 178H251V177H250ZM250 178H249V179H250ZM258 178H259V177H258ZM258 178H257V179H258ZM261 178H262V177H261ZM27 179H28V178H27ZM29 179H30V178H29ZM34 179H35V178H34ZM39 179H40V178H39ZM81 179H82V178H81ZM90 179H91V178H90ZM236 179H237V178H236ZM252 179H254V178H252ZM21 180H22V179H21ZM49 180H50V179H49ZM55 180H56V179H55ZM57 180H58V179H57ZM57 180H56V181H57ZM93 180H94V179H93ZM105 180L107 181V179H105ZM259 180H261V179L259 178ZM31 181H32V180H31ZM42 181H43V180H42ZM47 181H48V180H47ZM84 181H85V180H84ZM88 181H89V180H88ZM99 181H100V180H99ZM101 181H102V180H101ZM237 181H238V180H237ZM242 181H243V180H242ZM245 181H246V180H245ZM250 181H251V180H250ZM252 181H255V180H252ZM256 181H257V180H256ZM256 181H255V182H256ZM9 182H10V181H9ZM17 182H18V181H17ZM27 182H28V181H27ZM44 182H45V180H44ZM53 182H54V184H55V181H53ZM255 182H254V183H255ZM258 182H259V181H258ZM19 183H20V182H19ZM39 183H40V182H39ZM86 183H87V182H86ZM92 183H93V181H92ZM92 183H90V184H91L90 186H92ZM94 183H95V182H94ZM96 183H97V182H96ZM100 183H101V182H100ZM102 183H103V182H102ZM235 183H236V181H235ZM242 183H243V182H242ZM247 183H248V182H247ZM250 183H251V182H250ZM40 184H42V182H41ZM88 184H89V183H88ZM98 184H99V183H98ZM103 184H104V183H103ZM142 184H143V183H142ZM233 184H234V182H233ZM236 184H238V183H236ZM236 184H235V185H236ZM251 184H252V183H251ZM258 184H259V183H258ZM62 185H63V184H62ZM71 185H72V184H71ZM75 185H76V184H75ZM75 185H74V186H75ZM243 185H246V184L243 183ZM252 185H254V184H252ZM2 186H3V185H2ZM5 186H6V184H5ZM12 186H14V185L12 184ZM16 186H17V185H16ZM27 186H28V184H27ZM41 186H42V185H41ZM46 186H47V185H46ZM60 186H61V185H60ZM84 186H85V184H84ZM84 186H82L81 188H83ZM101 186H102V185H101ZM101 186H99V188H100ZM246 186H247V185H246ZM248 186H249V185H248ZM259 186H260V185H259ZM76 187H77V186H76ZM94 187H95V186H94ZM107 187H108V186H107ZM111 187H112V186H111ZM111 187H110V188H111ZM120 187H121V186H120ZM237 187H238V186H237ZM239 187H241V186H239ZM252 187H254V186H252ZM3 188H4V186H3ZM10 188H11V187H10ZM20 188H21V187H20ZM29 188H30V186H29ZM33 188H34V187H33ZM51 188H52V187H51ZM57 188H58V187H57ZM64 188H65V187H64ZM97 188H98V187H97ZM112 188H113V187H112ZM121 188H122V187H121ZM232 188H233V187H231V189H232ZM235 188H236V186L234 187V189H235ZM242 188H243V186H242ZM248 188H249V187H248ZM248 188H247V189H248ZM250 188H251V187H250ZM250 188H249V189H250ZM254 188H255V187H254ZM256 188H257V186H256ZM1 189H2V188H1ZM6 189H7V187H6ZM18 189H19V188H18ZM21 189H22V188H21ZM46 189H47V188H46ZM68 189H69V188H68ZM68 189H67V190H68ZM125 189H127V188H125ZM234 189H233V190H234ZM236 189H238V188H236ZM244 189H246V187H244ZM259 189H261V188H259ZM263 189H264V188H263ZM9 190H10V189H9ZM23 190H24V189H23ZM30 190H31V189H30ZM49 190H51V189H49ZM81 190H82V189H81ZM83 190H84V189H83ZM94 190H96V189H94ZM94 190H93V191H94ZM98 190H99V189H98ZM105 190H106V189H105ZM105 190L102 189V191H104V192H105ZM129 190H130V189H129ZM239 190H240V188H239ZM239 190H238V191H239ZM252 190H254V189H252ZM0 191H1V190H0ZM13 191H14V190H13ZM17 191H18V190H17ZM37 191H38V190H37ZM39 191H40V190H39ZM39 191H38V192H39ZM44 191H45V190H44ZM57 191H58V190H57ZM64 191H66V190H64ZM76 191H77V190H76ZM100 191H101V190H99V192H100ZM231 191H232V190H231ZM247 191H248V190H247ZM249 191H250V190H249ZM249 191H248V192H249ZM27 192H28V190H27ZM32 192H33V191H32ZM32 192H31V193H32ZM41 192H42V191H41ZM52 192H53V191H52ZM83 192H84V191H83ZM86 192H87V191H86ZM88 192H89V191H88ZM91 192H92V191H91ZM94 192L96 193V191H94ZM107 192H108V191H107ZM113 192H114V191H113ZM116 192H117V191H116ZM119 192H120V191H119ZM162 192H163V191H162ZM232 192H233V191H232ZM235 192H236V191H235ZM239 192L241 193V191H239ZM244 192H245V191H244ZM250 192H252V191H250ZM256 192H257V189H256ZM0 193H1V192H0ZM25 193H26V192H25ZM43 193H44V192H42V194H43ZM49 193H50V192H49ZM61 193H62V192H61ZM92 193H93V192H92ZM105 193H106V192H105ZM105 193H104V194H105ZM165 193H166V192H165ZM236 193H238V192H236ZM252 193H254V192H252ZM260 193H261V191H260ZM262 193H264V192H262ZM2 194H3V193H2ZM6 194H7V193H6ZM8 194H9V193H8ZM10 194H11V193H10ZM28 194H30V193H28ZM36 194H37V193H36ZM36 194H35V195H36ZM64 194H65V193H64ZM86 194H87V193H86ZM86 194H85V195H86ZM97 194H99V193L97 192ZM110 194H111V193H110ZM123 194H124V193H123ZM163 194H164V193H163ZM163 194H162V195H163ZM233 194H234V192H233ZM3 195H4V194H3ZM39 195H40V194H39ZM47 195H48V194H47ZM54 195H55V194H54ZM60 195H61V194H60ZM76 195H77V194H76ZM100 195H101V193H100ZM108 195H109V194H108ZM115 195H116V194H115ZM160 195H161V194H160ZM165 195H166V194H165ZM247 195H248V194H247ZM263 195H264V194H263ZM1 196H2V195H1ZM10 196H11V195H10ZM16 196H17V194H16ZM16 196H15V197H16ZM18 196H19V194H18ZM52 196H53V194H52ZM78 196H79V195H78ZM80 196H82V195H80ZM88 196H89V195H88ZM95 196H96V194H95ZM236 196H237V195H236ZM236 196H235V197H236ZM261 196H262V195H261ZM2 197H4V196H2ZM59 197H60V196H59ZM70 197H71V196H70ZM72 197H73V196H72ZM89 197H90V196H89ZM96 197H97V196H96ZM103 197H104V195H102V198H103ZM235 197H234V198H235ZM246 197H247V196H246ZM248 197H250V195H249ZM259 197H260V196H259ZM43 198H44V197H43ZM47 198H49V197H47ZM64 198H65V195H64ZM73 198H74V197H73ZM77 198H79V197H77ZM85 198H86V197H85ZM97 198H98V197H97ZM102 198H101V200H102ZM105 198H107V197H105ZM110 198H111V197H110ZM110 198H109V199H110ZM112 198H113V197H112ZM116 198H117V197H116ZM116 198H115V199H116ZM242 198H244V197H242ZM4 199H5V197H4ZM26 199L28 200V198H26ZM29 199H30V198H29ZM32 199H33V198H32ZM41 199H42V197H41ZM52 199H53V198H52ZM59 199H60V198H59ZM82 199H83V198H82ZM94 199H95V198H94ZM98 199H99V198H98ZM245 199H247V198H245ZM251 199H252V198H251ZM257 199H258V198H257ZM12 200H13V198H12ZM17 200H18V198H17ZM21 200H22V199H21ZM27 200H26V201H27ZM35 200H36V199H35ZM55 200H56V198H55ZM60 200H61V199H60ZM62 200H63V199H62ZM73 200H75V199H73ZM79 200H80V199H79ZM90 200H91V199H90ZM92 200H93V199H92ZM99 200H100V199H99ZM234 200H236V199H234ZM238 200H240V199H238ZM242 200H243V199H242ZM1 201H2V199H1ZM3 201H4V200H3ZM24 201H25V200H24ZM29 201H31V199H30ZM46 201H47V200H46ZM51 201H52V200H51ZM58 201H59V200H58ZM67 201H68V200H67ZM82 201H83V200H82ZM103 201H104V199H103ZM112 201H113V200H112ZM252 201L255 202V200H252ZM18 202H19V201H18ZM40 202H43V201L41 200ZM54 202H55V201H54ZM76 202H77V201H76ZM84 202H85V201H84ZM104 202H105V201H104ZM106 202H109V201L106 200ZM239 202H240V201H239ZM239 202H238V203H239ZM243 202H244V201H243ZM249 202H250V201H249ZM254 202H252V203H254ZM8 203H9V202H7V204H8ZM12 203H13V202H12ZM23 203H24V202H23ZM33 203H35V202H33ZM87 203H89V202H87ZM92 203H93V202H92ZM233 203H234V202H233ZM255 203H256V202H255ZM255 203H254V204H255ZM258 203H259V201H258ZM261 203H262V202H261ZM263 203H264V201H263ZM9 204H10V203H9ZM35 204H36V203H35ZM54 204H55V203H54ZM61 204H62V203H61ZM79 204H80V202H79ZM79 204H78V205H79ZM83 204H84V203H83ZM99 204H100V203H99ZM104 204H105V203H104ZM104 204H103V205H104ZM163 204H164V203H163ZM163 204H161V205H163ZM240 204H241V203H240ZM243 204H244V203H243ZM0 205H2V204H0ZM21 205H22V202H21L20 206H21ZM37 205H38V204H37ZM40 205H41V204H40ZM40 205H39V206H40ZM48 205H49V204H48ZM73 205H74V203H73ZM245 205H246V204H245ZM11 206H12V205H11ZM24 206H25V205H24ZM56 206H57V205H56ZM63 206H64V205H63ZM65 206H66V205H65ZM86 206H87V205H86ZM248 206H250V205H248ZM262 206H263V205H262ZM36 207H37V206H36ZM46 207H47V206H46ZM54 207H55V206H54ZM67 207H68V206H67ZM67 207H66V208H67ZM76 207H77V206H76ZM78 207H79V206H78ZM82 207H83V206H82ZM87 207H88V206H87ZM99 207H100V206H99ZM102 207H103V206H102ZM234 207H235V205H234ZM238 207H239V206H238ZM245 207H246V206H245ZM254 207H255V205H254ZM257 207H258V206H257ZM15 208H16V207H15ZM15 208H14V209H15ZM42 208H43V207H42ZM74 208H75V205H74ZM74 208H73V209H74ZM79 208H80V207H79ZM85 208H86V207H85ZM96 208H97V206H96ZM248 208H249V207H248ZM8 209H9V208H8ZM10 209H11V207H10ZM10 209H9L8 211H10ZM16 209H18V207H17ZM37 209H38V208H37ZM71 209H72V208H71ZM90 209H91V208H90ZM100 209H101V207H100ZM233 209H234V208H233ZM38 210H39V209H38ZM59 210H60V209H59ZM95 210H96V209H95ZM234 210H235V209H234ZM242 210H243V209H242ZM244 210H245V209H244ZM246 210H248V209L246 208ZM251 210H252V209H251ZM255 210H256V207H255ZM255 210H254V211H255ZM15 211H16V210H15ZM15 211H14V212H15ZM23 211H24V210H23ZM26 211H27V210H26ZM35 211H36V210H35ZM73 211H74V210H73ZM88 211H89V210H88ZM90 211H92V209H91ZM93 211H94V210H93ZM96 211H97V210H96ZM256 211H257V210H256ZM1 212H2V211H1ZM16 212H18V210H17ZM27 212H28V211H27ZM27 212H26V213H27ZM36 212H37V211H36ZM61 212H62V211H61ZM63 212H64V211H63ZM233 212H234V211H233ZM240 212H241V210H240ZM243 212H244V211H243ZM251 212H252V211H251ZM259 212H260V211H259ZM261 212H262V210H261ZM263 212H264V209H263ZM263 212H262V213H263ZM38 213H39V212H38ZM77 213H78V212H77ZM87 213H88V212H87ZM97 213H98V212H97ZM97 213H96V214H97ZM101 213H102V212H101ZM101 213L99 212V214H101ZM127 213H128V212H127ZM230 213H232V212H230ZM237 213H238V212H237ZM244 213H245V212H244ZM254 213H255V212H254ZM7 214H8V213H7ZM7 214L5 213V216H7ZM11 214H12V213H11ZM80 214H81V213H80ZM94 214H95V213H94ZM242 214H243V213H242ZM15 215H16V214H15ZM62 215H63V214H62ZM74 215H75V214H74ZM76 215H77V214H76ZM92 215H93V213H92ZM101 215H102V214H101ZM124 215H126V214H124ZM239 215H240V214H239ZM245 215H246V214H245ZM247 215H248V214H247ZM249 215H250V214H249ZM249 215H248V216H249ZM252 215H254V214H252ZM1 216H3V215L1 214ZM27 216H28V215H27ZM54 216H55V215H54ZM59 216H60V215H59ZM243 216H244V215H243ZM20 217H21V216H20ZM22 217H23V216H22ZM29 217H32V216H29ZM44 217H45V216H44ZM51 217H52V216H51ZM68 217H69V216H68ZM73 217H75V216H73ZM73 217H72V219H73ZM79 217H80V216H79ZM93 217H94V216H93ZM93 217H92V218H93ZM96 217H97V216H96ZM104 217H105V216H104ZM106 217H108V216H106ZM111 217H112V216H111ZM111 217H110V218H111ZM131 217H132V216H131ZM237 217H238V214H237ZM249 217H250V216H249ZM249 217H248V218H249ZM8 218L10 219V217H8ZM70 218H71V217H70ZM83 218H84V217H83ZM112 218H113V217H112ZM133 218H134V217H133ZM234 218H235V217H234ZM250 218H251V217H250ZM263 218H264V217H263ZM4 219H7V218H4ZM9 219H8V220H9ZM14 219H15V218H14ZM14 219H13V220H14ZM23 219H25V216H24ZM36 219H37V218H36ZM40 219H41V218H40ZM59 219H60V218H59ZM86 219H87V218H86ZM97 219H98V218H97ZM235 219H236V218H235ZM235 219H234V220H235ZM237 219H238V218H237ZM237 219H236V220H237ZM242 219H244V218H242ZM242 219H241V220H242ZM245 219H247V218H245ZM256 219H257V218H256ZM261 219H262V218H261ZM28 220H29V218H28ZM28 220H27V221H28ZM45 220H46V219H45ZM56 220H57V219H56ZM75 220H76V219H75ZM99 220H100V219H99ZM113 220H114V219H113ZM0 221H1V220H0ZM34 221H35V220H34ZM61 221H62V220H61ZM106 221H107V220H106ZM239 221H240V219H239ZM250 221H251V220H250ZM250 221H249V222H250ZM6 222H7V221H6ZM9 222H10V220H9ZM9 222H8V223H9ZM15 222H16V221H15ZM39 222H40V221H39ZM77 222H78V221H77ZM82 222H83V221H82ZM86 222H87V221H86ZM168 222H169V221H168ZM235 222H236V221H235ZM241 222H243V221H241ZM241 222H240V223H241ZM244 222H245V221H244ZM247 222H248V221H247ZM254 222H255V220H254ZM258 222H261V221H257V223H258ZM8 223H7V224H8ZM44 223H45V222H44ZM54 223H55V222H54ZM78 223H80V222H78ZM89 223H90V222H89ZM91 223H92V222H91ZM91 223H90V224H91ZM93 223H94V222H93ZM108 223L110 224V222H108ZM164 223L167 224L166 221H165ZM240 223H239V224H240ZM250 223H252V222H250ZM257 223H255V224H257ZM262 223H264V221H263ZM9 224H10V223H9ZM37 224H38V223H37ZM48 224H49V223H48ZM48 224H47V225H48ZM52 224H53V223H52ZM66 224H67V223H66ZM98 224H99V223H98ZM242 224H243V223H242ZM252 224H254V223H252ZM258 224H259V223H258ZM260 224H261V223H260ZM2 225H3V224H2ZM22 225H24V224H22ZM50 225H51V224H50ZM74 225H75V224H74ZM74 225H73V226H74ZM99 225H100V224H99ZM232 225H234V224H232ZM17 226H20V225L17 224V225L15 226L16 229H17ZM40 226L42 227V225H40ZM52 226H53V225H52ZM58 226H59V225H58ZM77 226H79V225H77ZM77 226H76V227H77ZM82 226H83V225H82ZM82 226H81V227H82ZM92 226H93V225H92ZM107 226H108V225H107ZM158 226H160V225H158ZM158 226H157V229L159 228ZM167 226H168V224H167ZM235 226H236V225H235ZM248 226H249V225H248ZM251 226H252V228L256 227V226H254V225H251ZM251 226H250V227H251ZM23 227H24V226H23ZM23 227H22V228H23ZM43 227H44V225H43ZM45 227H46V226H45ZM48 227H49V226H48ZM86 227H87V226H86ZM232 227H233V226H232ZM236 227H237V226H236ZM243 227H244V226H243ZM262 227H264L263 224H262L261 228H262ZM3 228H4V227H3ZM9 228H10V227H8V229H9ZM55 228H56V227H55ZM73 228H74V227H73ZM90 228H91V227H90ZM97 228H98V226H97ZM153 228H154V226H153ZM155 228H156V227H155ZM239 228H240V227H239ZM261 228H259V229H261ZM0 229H2V228H0ZM16 229H15V230H16ZM42 229H43V228H42ZM42 229H41V230H42ZM50 229H51V228H50ZM61 229H63V228H61ZM67 229H68V228H67ZM95 229H96V228H95ZM160 229H161V228H160ZM162 229H163V228H162ZM232 229H233V228H232ZM232 229H231L230 231H234V230H232ZM236 229H237V228H236ZM241 229H245V228H241ZM246 229H247V228H246ZM254 229H255V228H254ZM2 230H3V229H2ZM22 230H23V229H22ZM25 230H26V229H25ZM47 230H48V229H47ZM52 230H53V229H52ZM54 230H55V229H54ZM75 230H76V229H75ZM249 230H250V228H249ZM249 230H247V231H249ZM4 231H5V230H4ZM30 231H31V229H30ZM85 231H86V230H85ZM97 231H98V230H97ZM102 231H103V230H102ZM161 231H163V230H160L159 232L162 233ZM252 231L255 232V230H252ZM252 231H251V232H252ZM261 231H262V230H261ZM263 231H264V228H263ZM263 231H262V232H263ZM51 232H52V231H51ZM57 232H58V230H57ZM59 232H60V229H59ZM59 232H58V233H59ZM73 232L75 233V231H73ZM81 232H82V231H81ZM81 232H79V233H81ZM93 232H94V230H93ZM244 232H245V231H244ZM251 232H250V233H251ZM257 232H258V225H257ZM259 232H260V230H259ZM259 232H258L257 234L260 235L261 233H259ZM5 233H6V232H5ZM38 233H39V232H38ZM43 233H44V231H43ZM43 233H42V234H43ZM109 233H110V232H109ZM233 233H234V232H233ZM233 233H232V234H233ZM237 233H238V232H237ZM240 233H241V232H240ZM2 234H3V233H2ZM10 234H11V233H10ZM33 234H34V233H33ZM33 234H32V235H33ZM39 234H40V233H39ZM50 234H51V233H50ZM54 234H55V233H54ZM64 234H65V233H64ZM84 234L86 235L85 232H84ZM84 234H83V235H84ZM89 234H90V233H89ZM89 234H88V235H89ZM93 234H94V233H93ZM248 234H249V233H248ZM252 234L255 235L256 233H252ZM257 234H256V235H257ZM263 234H264V233H263ZM3 235H4V234H3ZM7 235H8V234H7ZM19 235H20V234H19ZM19 235H18V236H19ZM26 235H27V233H26ZM28 235H29V234H28ZM32 235H30V236H32ZM55 235H58V234H55ZM70 235H71V234H70ZM76 235H77V234H76ZM233 235H234V234H233ZM242 235H244V234H242ZM242 235H241V236H242ZM256 235H255V236H251V235H249V236H251L252 238H255ZM5 236H6V235H5ZM8 236H10V235H8ZM14 236H16V234H15ZM14 236L12 235V237H14ZM30 236H29V237H30ZM38 236H39V235H38ZM63 236H64V235H63ZM77 236H78V235H77ZM86 236H87V235H86ZM89 236H90V235H89ZM257 236H258V235H257ZM0 237H1V236H0ZM2 237H3V236H2ZM19 237H20V236H19ZM19 237H18V238H19ZM32 237H33V236H32ZM44 237H45V236H44ZM47 237H49V236H47ZM53 237H54V236H53ZM168 237H169V236H168ZM232 237H233V236H232ZM247 237H248V236H247ZM258 237H259V236H258ZM10 238H11V236H10ZM20 238H21V237H20ZM20 238H19V239H20ZM23 238H25V237H23ZM34 238L36 239V237H34ZM57 238H58V237H57ZM75 238H76V237H75ZM77 238H78V237H77ZM80 238H82V237H80ZM85 238H87V237H85ZM88 238H89V237H88ZM92 238H93V237H91L90 239H92ZM96 238H98V237H96ZM96 238H95V239H96ZM107 238H108V237H107ZM234 238H235V237H234ZM245 238H246V237H245ZM245 238H244V239H245ZM31 239H32V238H31ZM35 239H34V240H35ZM54 239H55V237H54ZM61 239H62V238H61ZM78 239H79V238H78ZM235 239H236V238H235ZM235 239H234V240H235ZM248 239H249V238H248ZM257 239H258V238H257ZM5 240H6V239H5ZM9 240H10V239H8V243H9ZM20 240H22V239H20ZM28 240H29V239H28ZM55 240H56V239H55ZM62 240H64V239H62ZM76 240H77V239H76ZM84 240H85V239H84ZM88 240H89V239H88ZM237 240H238V238H237ZM237 240H236V242H237ZM239 240H240V239H239ZM241 240H242V239H241ZM249 240H252V239H249ZM249 240H248V241H249ZM258 240H259V239H258ZM261 240H264V239L262 238ZM2 241H3V240H2ZM6 241H7V240H6ZM6 241H5V242H6ZM10 241H11V240H10ZM14 241H15V239H14ZM29 241H30V240H29ZM68 241H69V240H68ZM85 241H87V240H85ZM230 241H232V240H230ZM245 241H246V240H245ZM16 242H17V241H16ZM21 242H23V241H21ZM27 242H28V241H27ZM38 242H39V241H38ZM62 242H63V241H62ZM71 242H72V241H71ZM79 242H80V241H79ZM91 242H92V241H91ZM103 242H104V241H103ZM103 242H102V243H103ZM239 242H240V241H239ZM242 242H244V240H243ZM246 242H247V241H246ZM246 242H245V243H246ZM251 242H252V241H251ZM251 242H250V245H251L252 243H255V242H252V243H251ZM2 243H3V242H2ZM13 243H14V242H13ZM18 243H19V242H18ZM18 243H17V244H18ZM30 243H31V242H30ZM52 243H54V241H53ZM80 243H81V242H80ZM80 243H79V244H80ZM104 243H105V242H104ZM230 243H231V242H230ZM245 243H244V245H245ZM247 243H248V242H247ZM247 243H246V245H247ZM258 243H259V242H258ZM5 244H6V243H5ZM21 244H22V243H21ZM21 244H20V245H21ZM38 244H39V243H38ZM61 244H62V243H61ZM69 244H70V241H69ZM71 244H73V243H71ZM77 244H78V242H77ZM81 244H82V243H81ZM233 244H234V243H233ZM237 244H238V243H237ZM261 244H262V243H261ZM9 245H11V244H9ZM25 245H26V243H25ZM27 245H28V244H27ZM43 245H44V244H43ZM51 245H52V244H51ZM58 245H59V244H58ZM62 245H64V244H62ZM85 245H86V244H85ZM99 245H100V244H99ZM99 245H98V246H99ZM240 245H242L241 242H240ZM240 245H239V247H241ZM244 245H243V246H244ZM255 245H256V244H255ZM13 246H14V245H13ZM33 246H34V245H33ZM38 246H39V245H38ZM44 246H45V245H44ZM55 246H56V245H55ZM71 246H72V245H71ZM79 246L81 247V245H79ZM86 246H87V245H86ZM243 246H242V247H243ZM247 246H248V245H247ZM251 246H252V245H251ZM6 247H7V246H6ZM8 247H9V246H8ZM21 247H22V245H21ZM87 247H88V246H87ZM93 247H94V245H93ZM245 247H246V246H245ZM248 247H249V248H248V252H249V251H250V250H249V249H250V246H248ZM254 247H255V246H254ZM258 247H259V246H258ZM262 247L264 248V246H261V248H262ZM3 248H4V247H3ZM10 248H11V247H10ZM15 248H16V247H15ZM17 248H18V247H17ZM22 248H23V247H22ZM22 248H21V249H22ZM24 248H25V246H24ZM38 248H39V247H38ZM55 248H56V247H55ZM55 248H54V250H55ZM62 248L64 249V248H66V247H61V249H62ZM67 248H68V245H67ZM70 248H71V247H70ZM75 248H76V247H75ZM236 248H237V247H235L234 249H236ZM246 248H247V247H246ZM255 248H256V247H255ZM1 249H2V248H1ZM12 249H14V248L12 247ZM12 249H11V250H12ZM19 249H20V248H19ZM28 249H29V248H28ZM30 249H32V248H30ZM35 249H36V248H35ZM40 249H41V248H40ZM77 249H78V248H77ZM94 249H95V248H94ZM211 249H212V247H211ZM240 249H242V248H240ZM243 249H244V248H243ZM257 249H258V248H257ZM2 250H3V249H2ZM6 250H7V249H6ZM8 250H9V248H8ZM14 250H15V249H14ZM26 250H27V248H26ZM26 250H25V253H26ZM57 250H60V248L57 249ZM78 250H79V249H78ZM80 250H81V249H80ZM83 250H84V249H83ZM88 250H89V249H88ZM90 250H91V248H90ZM98 250H99V249H98ZM98 250H96V251L98 252ZM102 250H103V249H102ZM212 250H213V249H212ZM212 250H210V251H212ZM245 250H247V249H245ZM245 250H243V251H245ZM30 251H31V250H30ZM37 251H38V250H37ZM60 251H61V250H60ZM60 251H59V252H60ZM66 251H68V249H67V250L65 249V252H66ZM207 251H208V250H207ZM210 251H209V252H210ZM225 251L228 252L227 250H225ZM233 251H235V253H236L235 255H238V256H239V254H237V253H240V252H241L240 250H239V252H238L237 250H232V252H233ZM236 251H237V252H236ZM243 251H242L241 253H243ZM262 251H263V250H262ZM33 252H34V251H33ZM68 252H70V251H68ZM73 252H74V250H73ZM83 252H84V251H83ZM93 252H94V251H93ZM93 252H92V254H93ZM97 252H95V253H97ZM217 252H218V250H217ZM220 252H221V251H220ZM220 252H218V253H220ZM232 252H231V253L229 252V253H230L229 255L232 256ZM257 252H259V250H258ZM12 253H13V252H12ZM55 253H56V252H55ZM61 253H62V251L60 252V255H61ZM63 253H64V252H63ZM95 253H94V254H95ZM108 253H109V252H108ZM215 253H216V252H215ZM218 253H217V254H218ZM241 253H240V255H241ZM246 253H247V252H244V256H245ZM249 253H250V252H249ZM261 253H263V252H261ZM3 254H4V251H3ZM23 254H24V252H23ZM26 254H27V253H26ZM29 254H30V253H29ZM50 254H52V252H50ZM57 254H58V252H57ZM57 254H56V255H57ZM225 254H226V253H225ZM227 254H228V253H227ZM233 254H234V253H233ZM247 254H248V253H247ZM251 254H252V253H251ZM254 254H255V253H254ZM0 255H1V254H0ZM11 255H12V254H11ZM21 255H22V254H21ZM31 255H32V254H31ZM60 255H59V256H60ZM67 255H69V254L67 253ZM71 255H72V254H71ZM81 255H82V254H81ZM210 255H211V254H210ZM212 255H214V254H212ZM242 255H243V254H242ZM242 255H241V256H242ZM248 255H249V254H248ZM248 255H247V257H248ZM255 255H256V254H255ZM9 256H10V255H9ZM17 256H18V255H17ZM17 256H16V257H17ZM34 256H35V255H34ZM53 256H54V255H53ZM53 256H51V257H53ZM63 256H64V255H63ZM63 256H62V257H63ZM87 256H88V255H87ZM90 256H92L91 253H90ZM218 256H220V254H218ZM227 256H228V255H227ZM231 256H230V257H231ZM257 256H259V255H257ZM257 256H256V257H257ZM261 256H264V255L261 254ZM7 257H8V255H7ZM22 257H23V256H22ZM26 257H27V256H26ZM67 257H68V256H67ZM69 257H70V256H69ZM83 257H85V256H83ZM83 257H82V258H83ZM220 257H221V256H220ZM224 257H225V256H224ZM232 257H233V256H232ZM232 257H231V258H232ZM239 257H240V256H239ZM239 257H236V258H238V261H239V259L241 258V257H240V258H239ZM249 257H250V256H249ZM249 257H248V259H249ZM12 258H13V257H12ZM14 258H15V257H14ZM30 258H31V256H30ZM33 258H34V257H33ZM36 258H37V257H36ZM59 258H60V257H59ZM59 258H57V259H59ZM63 258H64V257H63ZM70 258H72V257H70ZM79 258H80V257H79ZM221 258H223V257H221ZM234 258H235V257H234ZM242 258H243V257H242ZM3 259H4V258H3ZM3 259H2V260H3ZM9 259H11V258L9 257ZM17 259H18V258H17ZM60 259H61V258H60ZM65 259H66V257H65ZM113 259H114V258H113ZM216 259H218V258H216ZM227 259H228V258H226V260H227ZM0 260H1V259H0ZM6 260H7V259H6ZM6 260H5V263H7ZM21 260H22V258H21ZM52 260H54V259H52ZM55 260H56V259H55ZM62 260H63V259H62ZM235 260H236V259H235ZM240 260H241L240 262H242V259H240ZM250 260H251V259H250ZM255 260H257V258H256V259L254 258V262H255ZM258 260H259V263H260V260H261V259H258ZM25 261H26V260H25ZM28 261H29V260H28ZM28 261H27V262H28ZM60 261H61V260H60ZM63 261H64V260H63ZM87 261H88V260H87ZM180 261H181V260H180ZM218 261H219V259H218ZM220 261H222V260H220ZM224 261H225V259H223V262H224ZM8 262H9V261H8ZM27 262H25V263H27ZM80 262H81V261H80ZM83 262H84V261H83ZM111 262H112V261H111ZM225 262H226V261H225ZM234 262H235V261H234ZM234 262H233V263H234ZM244 262L248 263L249 261H244ZM244 262H243V263H244ZM10 263H11V262H10ZM10 263H9V264H10ZM51 263H52V262H51ZM177 263H178V262H177ZM220 263H221V262H220ZM227 263H228V262H227ZM227 263H226V264H227ZM235 263H236V262H235ZM237 263H238V262H237ZM2 264H3V263H2ZM14 264H15V263H14ZM20 264H21V263H20ZM22 264H23V263H22ZM57 264H59V263L57 262ZM82 264H83V263H82ZM224 264H225V263H224ZM228 264H231V262L228 263ZM256 264H257V263H256Z\"/></svg>",
	"mask_w": 264,
	"mask_h": 264
}]
</instances>
